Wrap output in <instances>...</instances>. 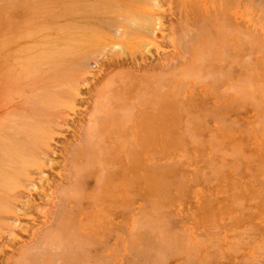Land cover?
<instances>
[{
	"label": "rangeland",
	"instance_id": "1",
	"mask_svg": "<svg viewBox=\"0 0 264 264\" xmlns=\"http://www.w3.org/2000/svg\"><path fill=\"white\" fill-rule=\"evenodd\" d=\"M11 1L12 0H0V2L2 3V4L0 3V121H1V115H2L1 114V100H2V97H1L2 96L1 95V37H4V36L6 37V35L10 36L13 33H15V34L17 33L18 35H21V36H24V35L28 36L29 35L28 37L30 38V36L33 34L34 37L31 36L30 41L33 42L37 47L39 46V48H38L39 50L40 49L41 50H43V49L51 50L52 45L48 46V45H50L48 43H52L53 42L52 40L53 39L56 40V38H58V37L63 38L66 36H70L71 33L76 34V35L74 34L75 36L73 35V37H79L80 36L79 39H81V37H86L88 35H89L88 37L94 36L95 38H92V37L89 38L91 40V42H93V40H94V43L96 42V40H99L100 42H107V43H110L112 40H118L117 38L119 36H121V34L123 32V30H121L122 31L121 32L119 29L120 28L122 29V27H123L122 23L123 22L125 23V21L128 19L127 18L128 13H129L128 14L129 16H130V14H131V16H132V14L133 15L136 14L135 16H137L136 17L137 21L140 19V16H142V14H143L145 17L152 19L153 23L154 24L157 23L158 26L160 27V28H157V29H159V31H157V29H156V31L160 35L157 32H156L157 33L156 36L154 34L153 37L150 34V32H149L150 35L148 34L150 37L147 38V41H149V43L151 45V46L149 45V49L147 47L149 52L148 51L146 52V50L145 51L142 50V51H138V54L135 55V53H132L131 50H129L128 48H125L123 46L125 49L124 52L127 51L128 55L125 54V56H123L121 53V55H122L121 56L118 52V53H111V56H113V57H111V56L109 57L108 55L110 54V50L107 49L108 53L107 52L100 53L101 59L103 60L105 58L106 61L100 60V58L97 56V59L100 60L99 62L102 61L103 64H102V62L99 63L96 60L94 62V59L93 60L91 59L92 62L91 61L89 62L93 66V68H91L92 66L90 67V64H89L90 68L88 67V71H91V74H90L91 77L89 76L90 78L88 77L89 79H87V82H89V83H87L85 86H83L84 88L82 87L81 94H80L81 96L77 98L75 112L72 113L70 118L68 119L69 125L64 128L63 133L61 135L55 136L56 139H55V141L52 142V149H51V153H53V154L52 155L50 154L51 157L48 158V160H51L53 162L63 161L62 157H61L63 152H65L66 150L69 153H70V151L72 152L74 150V147H76L80 143V140L82 138H81V136H78V135L76 137V134L80 133V131H79L80 129H85L88 127V124H89L88 122L90 121V117L93 115V112H92L93 108L91 110L90 104H93V102L95 100V95L97 94V92H99V90L100 91L106 90L108 96H109V94L113 93L109 97H112V99H113V95H114V99H116V98L118 99V100L116 99V101H113L110 98L112 100V103H111L110 99L108 100V102H110V103H108L109 106H107L108 112L106 111L107 113L105 114V116L109 115L108 117L110 119H112L111 117H113V115H114V117H113L114 119L110 120L109 118H107V119H109L107 121V120H105V117H104V119L102 117V116H104V113L102 114V116H101L102 119L104 121L108 122V123H105L103 121L105 123L104 126L105 127H106V125H108V126L106 127L105 130H104L105 127L103 128L104 131L102 133L104 135L102 134L101 138L103 140L104 139L105 140H104V142H102L103 141L102 139L100 140L101 146L100 145L99 146L101 149H97L96 151L102 150L103 152L101 151V153H100V151H98L99 155L97 152V155L94 156L92 159H90L93 162L89 161L88 162L89 164L88 163L85 164V165L88 164L87 166L89 169V171H88L89 173L90 172L92 174L96 173L95 177H94V175H92V177H90L91 180H90V178H88L86 180L85 185L83 186L84 188L82 187L84 191L81 190L82 189L81 188L80 190H78V192L76 191L75 193L70 194L71 197H69V199H68L69 204H68L67 208L68 209L71 208V209L70 210L67 209V212H69L70 215L72 214L71 215L72 221L71 222H70V220L68 221L69 227L66 228L67 225L65 227H61L60 232H59L60 235L58 234L59 236H61V234H62L61 238H63V235H64L65 238H63V240H62L60 237H58V239L60 238V241H61L59 243V245L58 244L56 245L55 243H53V247L51 246L50 249H47V251L45 250V254L43 253L44 251H41V253H43V254L38 255L37 258H38L39 262L37 264H67L69 262H70L69 264H77L79 260H80L79 263L82 264V261L84 258H85L84 264L85 263L86 264H99V262H100V264H123L124 262H125L124 264H126V263L127 264L128 263L129 264H132V263L133 264H141V261H142V264H145L146 260H147L146 264H264V146H263L264 145V131H263L264 125L262 124L264 121V115H263L264 114V108L260 107V104L262 102H263L262 105L264 106V98H262L264 95V93H263L264 88H262V87H264V84H263V80H264V78H263V76H264V55H263L264 54L263 53L264 52L263 51L264 50V23H263L264 22V14H263L264 13V0H251V1L250 0H238V1L234 0V2H233V0H228L229 2L227 0H217V1L216 0H194L196 3H194V1H192V0H147V2H145L144 0H142V1L141 0H125V1L124 0H114L115 2H113V0H106L107 2H105V0H103V1L102 0H94L93 1L94 3L92 2V0H84L86 2L88 1V5H85L86 2H83L82 0H80V1L79 0H70V1L69 0H48V2H46V3L44 1H47V0H44V1L43 0H41V1L40 0H33V2H32V0H14L12 2ZM78 1H79V3H78ZM98 1H100V2H98ZM140 1H141V3H140ZM208 1H209V3H208ZM223 1H224V3H223ZM248 1H249V3H248ZM10 2L13 4L11 5ZM40 2H42V3H40ZM43 2H44V4H43ZM80 2H81V4H80ZM96 2H98V3H96ZM108 2H110V3H108ZM257 2L259 4V6H258ZM70 3H72L73 5ZM91 3H92V5L94 4V6L90 5ZM111 3L115 4V5H112ZM180 3H181V5H180ZM34 4H35V6H34ZM83 4L85 7H87L86 9H85V7H83ZM188 4L190 5L189 7H188ZM191 4L192 5L194 4V5L191 6ZM196 4H197V6H196ZM225 4H226V6L224 7ZM232 4H234V5H232ZM44 5H45V7H44ZM63 5H65V6H63ZM96 5H97L99 11H98V9L93 8V7H96ZM102 6H104V7H102ZM194 6H195V8H194ZM10 7L11 8L13 7V9H11ZM30 7H32V8H30ZM74 7H75V9H74ZM107 7L112 11L110 12ZM120 7H121V9H120ZM233 7H234V9H233ZM51 8H52V10H51ZM54 8H55V10H53ZM88 8H89V10H88ZM91 8H93V10L95 9L96 11H92ZM113 8H116V9H113ZM254 8H255L257 14L255 13ZM29 9H31V10H29ZM33 9L37 10V11H34ZM71 10H74L75 12L71 11ZM78 10H81V12H79ZM86 10H88V11L85 13ZM126 10L129 12H126ZM130 10H132V12ZM42 11H43V13H42ZM58 12L62 16V18L58 14ZM106 12H107V14H105ZM210 12L213 13L214 17H212V14ZM64 13L66 16L63 15ZM82 13H84V15ZM34 14H36V16ZM37 14H39V16ZM80 15H81L82 20L79 21ZM88 15H89V17H88ZM97 15L98 16L100 15V16L98 17ZM14 16H16V17H14ZM76 16H78V17H76ZM115 16H117V17H115ZM119 16L121 17V19ZM45 17H47V18H45ZM50 17H52V18H50ZM114 17L116 20H114ZM204 17H205L206 21H204ZM53 18L55 20H53ZM75 18H77L78 21ZM99 18H101L100 19L101 21L98 20ZM212 18H213V20H212ZM102 19H104V20H102ZM111 19H112V21H111ZM130 19H132V18H130ZM33 20H34V22H33ZM60 20H61V22H60ZM211 20H212V22H211ZM89 21H92V22H89ZM21 22H23L22 23L23 25L21 24ZM25 22L26 23L28 22L29 25L25 24ZM30 22H31V24H30ZM77 22L78 23L80 22L79 23L80 25H78ZM104 22H106V23H104ZM107 22H108V24H107ZM10 23L12 25H10ZM59 23H61V24H59ZM70 23L74 26H72ZM116 23L120 24V26H118V24L116 25ZM63 24H65V25L63 26ZM66 24H68V25H66ZM1 25L3 26V29L1 28L2 27ZM88 25H91V26H89V28H88L87 27ZM92 25H94V26H92ZM105 25H107V26H105ZM112 26L115 28H113ZM153 26H155V25H153ZM90 27H94V28L92 29ZM95 27H97L98 29ZM180 27H181V30H180ZM207 27H208V29H207ZM65 28H67V30H65ZM86 28L90 29L91 31L90 30L88 31ZM7 29H11V31L9 30L10 31L9 34L7 32L6 33L1 32L2 30L8 31ZM94 29H96V30H94ZM99 30H101V32ZM117 30H119V35H116V34H118V33H116V32H118ZM29 31H31V32L28 34L25 33V32H29ZM94 31L96 33H98L99 35H97L96 33L94 34ZM183 31L186 34H184ZM34 32H35V34H34ZM120 32H121V34H120ZM226 32L228 34H226ZM36 33L38 35H36ZM64 33H66V34H64ZM77 33H78V35H77ZM81 33L85 36H83V35L81 36ZM210 33L211 34L214 33V34L210 35ZM230 33H231V35H230ZM183 35L186 37V41H185V39H183V38H185ZM209 35H210V37H209ZM226 35H228V36H226ZM49 36H50V38H49ZM52 36H53V38H52ZM154 36L156 37L157 40L155 39ZM198 36L200 37V39H197ZM43 37L45 39L40 40V38H43ZM223 37L225 38V41L223 40L224 39ZM227 37H229V38H227ZM244 37H245V39L246 38L247 39L244 40ZM124 38L125 37L123 36V39ZM180 38H182V40ZM101 39H103V40H101ZM206 40L208 43L206 42ZM120 41L122 42V44H123V42H125L126 44L128 42V41H126V40L124 41L122 39H120ZM189 43H190V45H189ZM192 43H193V45H192ZM205 44H207V45H205ZM42 45H44V46H42ZM40 46H42V47H40ZM190 46H191V48H190ZM205 46H207V47H205ZM208 47H210L211 50L208 49V54H206ZM194 48L196 50H194ZM204 48H206V52H205ZM235 50H236V52H235ZM240 50H242L241 53H239ZM244 50H245V53H244ZM213 51H215V52H213ZM200 52L203 53V55ZM224 52H226V53H224ZM147 53H149V54H147ZM209 53H210V55H209ZM106 54H108V55H106ZM139 54H141V55H139ZM228 54H230V55H228ZM72 55H73V53H72ZM198 55H199V57H198ZM207 55L210 56V58L208 57L209 59L207 58ZM233 55H235V56L237 55L238 58H236L235 56L233 58ZM76 56H75V58H74V56L68 57V59H66L67 60L66 63L62 61L63 62L62 64L64 66L62 68H65L64 71L66 73L70 72V67H67V65L70 66L72 64L71 63L72 60H70V59L72 58L75 61ZM107 56H108V59H107ZM211 57H213V58H211ZM223 57L225 59H223ZM229 57H231V58H229ZM232 58L235 61L231 60ZM191 59L194 60L193 64H192ZM206 59H208V60H206ZM66 60H64V61H66ZM3 61H4V63H6L7 58L4 57ZM209 61H211V62H209ZM232 61L234 63H231ZM194 62L195 63L198 62V63L195 64ZM201 62L203 64H205V65H203L204 67L201 65L202 64ZM257 62L259 64L261 62V64H260L261 66H258V64H256ZM92 63L93 64L95 63V65L98 67L95 68ZM101 64H102V66H101ZM210 65H214V69H212L213 67ZM251 65H252V67H250ZM199 66L202 67V69H200ZM246 66H247V68H246ZM256 66L258 67L259 70L257 69ZM189 67H191V69H188ZM261 67H263V68H261ZM215 68H217L219 70H216ZM194 70L197 73H195ZM240 70H241V72H240ZM257 70H258V72H256ZM189 71H190V73H189ZM204 71H206V73ZM220 71L221 72L225 71L228 74L227 73H224V74L219 73V75H220L219 76L218 72H220ZM259 71L260 72L262 71L261 72L262 74L259 73ZM188 73L190 74V76H188L189 75ZM214 73H217V75L215 74V76H217V77L214 76ZM229 73H230V76H228ZM184 74H187V75L184 76ZM193 74H195V75H193ZM226 74H227V76H226ZM238 74H241V76ZM256 74H257V77H256ZM202 75H203V77L201 79ZM221 75H222V77H221ZM132 76H134L135 78L133 79ZM163 76H165L167 79H165V77L163 78ZM198 76L200 78H196ZM207 76L208 77L213 76L214 78H208ZM242 76H243V79L241 78ZM186 77H187V79H186ZM192 77H193V79H192ZM260 77H262V80ZM116 78H117V80H116ZM161 78L164 80H162ZM244 78H246L247 80ZM255 78H257V79H255ZM259 78H260L261 82H259V80H258ZM195 79L196 80L201 79V80H199L200 82L198 81L199 84H197V81ZM207 79H209V81H207ZM128 80H129V82L131 81L132 84H130L128 82ZM202 80H204V81H202ZM94 81H95V83H94ZM158 81H160V82H158ZM163 81H164V83H163ZM206 81L207 82H214V83L216 82L217 84L215 83V85H214V83H211V84L206 83ZM154 82H155V84H154ZM227 82L229 84V88H228ZM246 82H247V84H245ZM251 82H252V84H251ZM143 83H145V84L143 85ZM114 84L116 85V87L115 86L112 87ZM168 84L170 87L168 86ZM232 84H234V86H232ZM253 84H255L254 89L258 90V88H256V87H259V89L261 88L259 90V92L252 89L253 87L251 85H253ZM106 85H109V86L107 87ZM163 85L166 86L165 87L166 89L162 87ZM211 85H213V86H211ZM140 86L141 87L144 86V87L141 88ZM156 86H158V87H156ZM191 86L194 88H192ZM219 86H221V87H219ZM237 86L239 87V89ZM212 87L213 88L215 87V90ZM216 87L218 88L217 92H216ZM232 87H236V88H232ZM245 87L247 88L248 91L246 90ZM249 87H251V88H249ZM102 88L103 89L106 88V89L103 90ZM137 88H139V89H137ZM110 89H113V90H110ZM158 89H160V90H158ZM235 89H237V90H235ZM146 90H148V91L145 92ZM219 90H220V92H219ZM241 90H243V91H241ZM245 90H246V92H245ZM115 91H116V93H115ZM142 91H143V93L144 92L145 93L142 94ZM225 91H227V92H225ZM222 92H225L226 94L222 93ZM239 92H242L241 95ZM247 92L248 93L250 92L249 95ZM251 92L254 95H252ZM159 93H160V95H159ZM261 93L263 95H261L262 97L260 96V99L258 100V98H259L258 95H260ZM4 94H7V93H4ZM242 94L246 95L248 97V99L246 97V99L243 100V97H245V96H243ZM256 94L258 97L255 96ZM19 95H21V94H19ZM251 95L253 97H256V98L251 97ZM152 96L153 97L155 96V98L152 99L153 98ZM120 97H121V99H120ZM146 97H147L148 102H146L147 100H145V101L143 100V99H146ZM3 98H6V97H4V95H3ZM128 98L129 99L131 98L130 102H129ZM133 98H136V99L133 100ZM148 98H150V99H148ZM178 98L180 100H178ZM139 99L143 100L145 102V104L141 100L139 101ZM250 99H252V100H250ZM19 100L20 99L18 98V101ZM131 100H133V101H131ZM149 100H151V102L154 100L155 101V102H153L154 105L152 103H151L152 105H149V102H150ZM166 101H168L169 103ZM251 101H252V103H251ZM253 101L255 103H253ZM257 101H261V103L260 102L258 103ZM136 102H137V104L135 105ZM158 102L161 103L160 104L161 107H158V109H157V107H155V105L158 104ZM20 103H21V100H20ZM123 103H124V105H123ZM129 103H131V105L134 104L132 106L134 107V109L136 111L132 108V106ZM147 103L149 106L147 105ZM121 104H122V106H121ZM162 104H164V105L162 106ZM235 104L238 106H236ZM253 104H255L256 107L258 105L257 108H259V109L261 108L262 110L261 109L260 110L262 112L260 110L258 111V109H256L257 110V112H256L255 107H253L254 106ZM115 105H117L116 112H114L115 111ZM168 105H169V107H168ZM130 106L132 109H130ZM137 106L140 109V110L138 109L140 112L137 110ZM147 106L150 109L147 108ZM158 106H159V104H158ZM165 106L168 107V108H165L168 111H166L163 108ZM7 107H8V110L10 108H12L11 105L7 106ZM151 107L156 108V110H154V108H151ZM231 107L233 110L232 109L230 110ZM120 108H121V110L123 109V111H126V112L122 111L124 113V114H122V112H119ZM126 108H127V110H126ZM141 108L142 109L145 108V109L141 110ZM146 108H147V110H146ZM159 108H161V111ZM205 108H207V109H205ZM212 108H213V110L215 109L216 112L214 110V113H211ZM246 109H250V110H246ZM8 110H4L3 112H6V111L8 112ZM182 110H184V111H182ZM130 111H135L137 114L135 112H130ZM143 111H145V115H144ZM146 111H147V114H146ZM163 111L169 112V113H167V114L165 113V115H164ZM118 112H119V114L121 113V115H123V116H121V115L119 116ZM129 112H130V114H129ZM151 112L153 114H155L156 118H159L158 121H155L154 119H151V117H149V116H152L153 118L155 117ZM258 112H260V113H258ZM109 113H111V114L113 113V115H111ZM116 113L118 116H116V118H115ZM131 113H133V114L135 113L136 115L132 114V116H130ZM235 113H237V114H235ZM158 114L162 115V119ZM175 114L177 115L176 120H175V118H176ZM211 114H215V117H213L214 115H211ZM259 114H261V115H259ZM125 115H126V119L124 118ZM166 115H168V116L166 117ZM172 115H174V117H172ZM179 115H180V117L178 118ZM145 116H147V117L145 118ZM117 117H122L123 120L125 119L124 121H127L129 119V122H131L132 125L133 124L136 125V127L134 125L133 126L129 125L131 123H129L128 121L126 123L122 119L117 120ZM143 117H144L143 120H146L145 122L141 119ZM135 118H136V120L137 119L138 120L136 121ZM139 118H140V120H139ZM224 119H225V121H222ZM256 119H257V122H256ZM259 119H260V121L263 120L262 123L259 121ZM147 120H149V121H147ZM160 120H161V122L163 121L162 125L164 127L162 125H160L161 124ZM170 120H171V122H170ZM111 121H112V124L109 125V123ZM139 121H140V123H139ZM151 121H153V122H151ZM177 121H179V122H177ZM221 121L224 123H222ZM230 121H233V122H230ZM122 122L125 125L122 124ZM142 122H143V126H144V124L146 125V123L148 125V122L152 123L151 126H153V125L155 126V123L157 122L158 124H156V126L157 125L159 126V127L157 126V128H160V126H162L165 134L163 132H161L162 127L159 129V132H156L158 129L154 128V126H153V129L151 128V130L155 134H152L151 136H150V134L148 135V131L146 130L147 129L146 126L144 127V129H142ZM167 122H170L172 125L170 123H167ZM85 123H87V124H85ZM151 123H149V126H147L148 129L151 127L150 126ZM174 124H177L178 126L177 125L173 126ZM188 124L189 125L191 124V125L189 126ZM223 124H225V125H223ZM235 124L237 126L236 128H235ZM260 124L263 126L261 127ZM81 125L83 126L82 128L80 127ZM115 125H117L118 130L116 129ZM192 125H194L193 127L196 128V130L194 129V131H193ZM239 125H240V127H239ZM130 126H131V128H127ZM108 127H110V128L114 127L115 129H113V130L110 128L108 129ZM118 127H120V129ZM121 127H122L123 132L121 131ZM136 128L139 129V131L141 130L140 132L141 133L143 132L142 134H144V135H142L140 132H139L140 134L138 135V133H137L138 130H136ZM172 128H174V129H172ZM126 129L128 132H131L130 134L129 133L128 134L130 135V137H132V140H129L130 143L128 142V144H127L128 140H126V139H125L126 141H124V142H121L119 140V137L121 138V140H123L124 139L123 136L126 137L127 139L129 138V135L125 134V133H127ZM128 129L129 130L131 129V130L129 131ZM154 129L155 130L157 129V130L155 131ZM175 129H177V131ZM235 129L237 130V132ZM247 129H248V131H244ZM0 130H1V124H0ZM111 130L112 131L117 130V131L112 132ZM119 130H120V132H119ZM124 130H125V133H124ZM151 130L149 131V133H151ZM109 131L111 132V134ZM174 131H176V132H174ZM169 132H170V134H168ZM185 132H186V134H185ZM191 132H192V134H191ZM118 133L121 134L122 136L121 135L118 136ZM157 133H159V136L156 135ZM171 133H172V136H174V134L176 136L177 134H180V133H181V135L185 134L184 136L186 139L184 138L185 139L184 140L182 136L180 137L178 135L176 138L180 137L183 140H181V139L179 140V139H175V138L171 139ZM246 133H247V135H246ZM249 133H250V135H248ZM255 133H257V134H255ZM57 134H60V133H57ZM106 134H108L109 137H107ZM124 134L127 136H125ZM114 135H115V139L114 138L111 139L110 136L113 137ZM116 135H117V137H116ZM146 135L149 137H147ZM154 135H155V137L157 136V138H159V141H158V139H156L154 137ZM0 137L2 138L1 134H0ZM137 137H138V139H137ZM164 137L167 138L166 142L164 140ZM1 138H0V141H1ZM153 138H155V139H153ZM247 138H248V140H247ZM139 139H143L142 142L143 143L145 142L144 146H146V147H144L142 145L143 143H141L143 148H147V147L148 148L144 149V150L142 148V151H143L142 153H140L141 150H139V157H138V154H136L137 149H139V147L141 149V147H142L138 144V142H141V141H139ZM160 139L163 142V144H161V147L159 146L161 143ZM169 139H171L172 141H170ZM111 140H116L117 143L115 141L113 142ZM136 140H138V142ZM151 140L155 141L154 142L155 145H154V143H152L151 145L148 144V142L149 143L153 142ZM156 140L158 142L157 144H156ZM173 140H175V142ZM176 140H178L177 144L173 145L176 143ZM200 141H202V143H200L201 145L198 143ZM105 142L109 143V144L106 145ZM170 142H173V143L171 144ZM183 142H185V143H183ZM114 143H115V145H113ZM132 143H133V146L136 145L133 148V149L137 148V149H135L136 152H132L133 151ZM122 144H124V145H122ZM166 144H168L169 146H167ZM182 144H184V145H182ZM197 144L200 145V146L198 145L200 148L198 146H196ZM126 145L131 146L132 150L131 151L128 150L127 148L130 149V147H126ZM137 145H138V147H137ZM156 145H158V146H156ZM172 145L174 148L170 147ZM165 146L167 147V149L164 148ZM201 146H203V147L201 148ZM262 146H263V148H262ZM107 147L110 149H113V151L111 150V152H110V150H108ZM220 147H221V150H220ZM0 148H1V143H0ZM125 148H126V150H124ZM149 149H150V155L151 156L148 153ZM157 149H158V152L160 154L163 153L162 156L161 155H159L157 157L155 156L156 154L157 155L159 154L158 152L156 153V151H155ZM151 150H154V151H151ZM122 151L125 153H123ZM151 152L154 153L153 154L154 156H152ZM109 153H111V154H109ZM128 153L132 154V157L134 156V158H131V157L129 158L130 155L128 156ZM134 153L136 154V157H135ZM95 154H96V152H95ZM107 155H109V156H107ZM118 155L120 158L118 157ZM103 156H104V158H103ZM0 157H1V155H0ZM122 157L124 158V161H122V163H124L126 165L125 166L123 164L122 166H125L126 169H123L121 167L120 159H123ZM153 157H155V158H153ZM203 157L205 159H203ZM236 157L239 159L238 160L239 162L236 161L237 160ZM240 157H242L243 163L240 161L241 160ZM116 158H117V160H116ZM127 158H129V159H127ZM138 158H141L140 161ZM160 158H162L164 162ZM201 158L203 161L201 160ZM232 158H233V160H232ZM96 159H98L99 162L104 163V164H102V163H100V164L103 165L102 169L104 171L107 170L106 171L107 173L102 171V170L101 171H102V173L104 172V174L101 173V171L99 170V167H101V165L99 164V162ZM130 159H131V162H134V163L139 161L140 163L137 164L138 166L141 164L142 161H144L147 165L144 164L143 162H142V164L146 165L147 168L145 166H143V168H145V169H142L140 167V169L142 170L141 171L136 164L135 165L137 167L134 165V163L132 164V165H134V167L131 166V164H129V163H131ZM134 159H136V160L138 159V160L134 161ZM71 160H72L71 157H69V159H67V166ZM128 160H129V162H128ZM154 162L156 163V166H157V163L159 164L161 162V164H162V162H163V166L161 167V165L159 164L160 166L156 167L153 164ZM167 162L169 164H171V166L173 165V163H174V166L178 165L177 167L179 168L180 171L178 170V168H176L177 170H175L173 172V169H175V167H173V168H171V174H170L169 170H170L171 166H169L168 170H166V168L168 167V165L165 166L166 164H168ZM164 163H165V165H164ZM93 164L94 165L96 164L95 166L98 168V170H97V172H99L98 176H97L98 173L95 171L97 168H95V170H94ZM149 164H150V166H151V164H153L154 167H152V169H149L150 168V167L148 168ZM67 166L61 167V166L56 165L55 167H48L49 169H47V172H46L48 174V177H46L47 174L44 176L46 178L43 177L44 180H46V181H44V184L40 181V179H41L40 177L34 176V178H35L34 184H36V186L33 185L34 189L32 191L27 189V188H25V189L23 188L22 191H25L27 193V194L25 193L24 196H26V195L27 196L21 197V195H23L22 193H24V192H21V194H20L21 199H19L18 204H17L18 207L15 206V208L16 209L18 208V211H20V212H16L17 211L16 209H15L16 211L14 209H12L11 212H8L9 210L2 212L0 209V244H1L0 245V264H18L21 261L22 255L24 253L28 252L31 249H34V248L36 249V247H38V246L31 247V244L33 246V243L35 241L34 237L37 236L39 233H44L45 231H47V230L44 231L45 227L48 229V226L51 224V223H49V221L54 220V219H51L53 217L49 215L48 210H50V214H51V211L54 212V210H56V209H58V207H60L59 202L57 200V197H56V195L54 196V193L56 194L57 191H59V192H61L60 195H63L62 193H65V190L70 191L69 188L66 189V186L68 187V184L66 183L67 181L65 180V178H66L65 176L68 175V171L70 169V167H67ZM164 166H165V168H164ZM131 167H133L134 170ZM135 167H136V169H135ZM215 167H217V169ZM129 168H131L133 170L134 175L136 174L135 176L133 175V172L129 170ZM157 168H159V169H157ZM160 168H162V169L164 168L166 171L165 170L163 171ZM181 168H183L182 170H185V171H182ZM222 168H225V170H221ZM116 169H118L117 173L115 172ZM121 169H123L124 174H122L123 171L121 172ZM127 169L130 171L131 175L127 173V171H128ZM146 169H148V170L146 171ZM155 169H157V170H155ZM205 169L207 170L206 172H205ZM93 170L95 173L93 172ZM136 170H138V171H136ZM143 170H144V172H143ZM159 170H162L161 172H163L165 174V176H167L166 174L169 173L168 178H169V176L172 175L173 178L178 179V181L176 180L177 182H175L174 179H171L172 177L169 178V180L171 179L172 181L171 180L168 181L167 180L168 178L166 179V181H163V180H165L166 177L164 175H162V173L160 174L161 175L160 176ZM151 171L152 172L155 171V172L152 173ZM156 171H159V172H156ZM238 171H240V173ZM147 172L150 174V175L147 174V176H149V178L151 177L150 179H153V180L149 181V179H147L148 177L146 178L147 180L145 178L143 179V177H146L145 173H147ZM207 172H208L209 177H210L209 181H208V179L205 180L206 178H208ZM61 173L62 174L64 173L63 174L64 176H61ZM114 173L116 174V176L113 177V179H112L111 177H112V175H115ZM138 173L140 174L139 176H137ZM155 173L157 174L156 176H158L157 178L156 177L153 178V175ZM214 173H216V174H214ZM105 174H107V175H105ZM205 174H206V176H205ZM212 174H213V177H211ZM52 175H54V176H52ZM200 175H201V177H200ZM49 176H50V178H49ZM96 177L98 180H95ZM136 177L138 178V180L139 179H141V180L139 182L134 181V180H137ZM215 177H217V178H215ZM47 178H49V179H47ZM61 178H62V180H60ZM63 179L66 182H64ZM100 179H101V181L99 183ZM111 179H112V181H111ZM125 179L128 181H126ZM132 179H133V181H131ZM198 179L200 182H202L201 184L198 183L199 182ZM228 180L229 181L232 180V181L229 182ZM61 181H63V182L60 183ZM96 181L99 184H97ZM206 181L208 182V184H206L207 183ZM150 182L152 184H149L150 185V188H149V187H147L148 184H146V183H150ZM158 182L160 183V185H162L161 184L162 182L164 183V185H162L163 188L159 187L160 185H158L159 184ZM174 183H178L177 187L179 186V188L180 187L182 188V189L178 188L180 190V192H177L178 189H176L177 187H175L176 185ZM183 183H184V185H183ZM195 183H196V185L192 186ZM49 184L51 186H49ZM94 184L96 186H94ZM165 184H167L168 186ZM153 185H154V187H153ZM170 185H172V187ZM173 185H175L174 186L175 188H173ZM142 186H143V188H142ZM29 187L32 188V186H29ZM38 187H39V189H38ZM93 187L96 188V190ZM97 187L99 188V190H97L98 189ZM155 187H157V188L155 189ZM168 187H170L169 192H168L169 189H167ZM188 187H189V189L187 190ZM0 188H1V186H0ZM111 188L112 189L114 188V189L112 190ZM46 189H48L49 191H47ZM107 189H108V191H107ZM163 189H167V190H163ZM184 189H185V191H184ZM239 189H240V192H239ZM50 190H51V192H50ZM150 190H151V192H149ZM152 190H154V191H152ZM0 191H1V189H0ZM20 191H21V189H20ZM38 192L39 193L41 192V196H37V195H40ZM142 192L144 194H142L143 198L141 199V198H139V196L141 195ZM32 193L33 194L35 193V194L33 195ZM138 193H140V194H138ZM147 193H149V194L147 195ZM179 193H180V195H179ZM42 194H45L48 197L47 196L45 197V195L43 196ZM49 194L53 197H51ZM154 194H156L158 196L160 194L161 196H159V198H158ZM165 194H166V196H165ZM169 194L174 196L175 199H173V197L171 196L172 199L168 200L167 195L169 196ZM35 195L37 196L36 198H35ZM0 196H1V193H0ZM154 196L157 197L158 203H156L154 201L156 199V198L155 199L153 198ZM226 196H228L229 198ZM237 196H239V197H237ZM40 197L48 198V199L51 198L50 200H54V202L56 204H53L54 203L53 201L46 203L47 200L44 199L42 201L39 199ZM73 197L76 199H74ZM149 197H151L150 199H153L152 201H154V202L149 201L150 200ZM166 197H167V199H166ZM203 197L205 199H207L208 201H209V199L213 200V197H214L215 203L213 205H211L212 203L209 204V203H207L208 201H206V200L203 201V199H204ZM31 198H33L34 200ZM37 198H38V200H37ZM106 198H108V199L106 200ZM166 200H168V201H166ZM212 200H210V202H214V200L213 201ZM75 201L78 203V205L77 204L74 205L76 203ZM81 201H83V202H81ZM159 201H160V203H159ZM25 202L32 203V205L26 203L25 204L26 206H25L24 205ZM80 203L82 205H80ZM146 203H148V205H146ZM203 203H206V205H202ZM149 204L150 205L152 204L151 207L149 206ZM23 205H24V207L28 208L27 210H29V212H26L27 214L25 213V211L24 212L22 211V213H24L25 215H23L21 213V210H19V209L23 208L22 207ZM30 205L32 207L34 206L33 210H32V208L30 210ZM144 205L147 206V207H144V209L146 208V210H144L141 207ZM208 205L209 206L211 205V206L208 207ZM78 206H81V209H79ZM20 207H22V208H20ZM140 207L143 210L140 209ZM0 208H1V202H0ZM72 208H74V209H72ZM158 208L163 210V212L161 211L162 214L165 213V211H167V214L166 213L165 214L168 215L169 218L166 215H164L162 217V214L160 215V212H158V214H157L156 209H158ZM199 208H201L202 210ZM72 210L74 211V213L72 212ZM120 210H122L123 212L126 210L124 212V216H122L123 215L122 211L119 212ZM79 211H80V213H81V211H84V212H82L83 216L81 218L78 217ZM143 211H146V212L148 211L147 214H149V215H147ZM152 211H154L155 215ZM43 212L44 213L47 212L49 217L47 215H45ZM18 213H21V214H18ZM169 213H171V214H169ZM138 214L142 215V217L138 216ZM143 214H146L147 216L143 215ZM156 214H157V216H156ZM44 215L47 217H45ZM136 215L139 217V219H138V217L136 218ZM151 215H153L154 217ZM9 216H12L13 218H11ZM144 216H146V219ZM140 217L142 218V221H141L142 223L140 222V220H141ZM147 217H148V220L150 222L147 220ZM135 218H136V220L137 219L138 220L136 221ZM122 219H124L126 221V224L124 223L125 221ZM144 219H145V221H144ZM151 219H152V221H151ZM146 220H147V222H146ZM161 221H163V222L166 221L168 223L167 224L165 222L161 223ZM52 222L56 223V221H52ZM119 222L122 225L120 227H119V225H120ZM158 222L163 224L160 227H162V226L166 227V228L162 227L163 228L162 232L160 231L161 228L158 227V225L155 226V224ZM69 223H71V224L69 225ZM72 224L74 227L70 228L72 226ZM133 225L135 226L134 229H133ZM137 226H139L140 229H138ZM142 226H143V228H142ZM153 226L156 228H154ZM151 227H153V228H151ZM157 227L160 228L159 231L161 233H163L162 236L164 239H162L161 233L158 231ZM64 228L66 231L64 230ZM149 228L153 232L156 229L160 234H158V232L156 230H155L156 233L154 232L152 234L151 233L152 231ZM69 229L72 230V232L69 231ZM109 229L112 231H110ZM136 229H138L140 231H137ZM132 230L134 231L133 233L131 232ZM143 230H145L147 232V233H145V236H147L149 234V236L146 237V239L148 238L147 241H146V239H143V238H145V236H143L144 235ZM122 231H124V232H122ZM148 231H150V232H148ZM37 232H38V234H37ZM12 234H14V235H12ZM66 234H69V235L66 236ZM155 234L158 237L155 236ZM131 235H132V237H131ZM75 236H76V238H75ZM110 236L112 237V238H110V241H109L110 244L106 243V245H105L104 243L106 241L108 242ZM78 237H80V240ZM68 238L70 239V241L67 243L68 248L73 247L72 245L75 246V244L77 246L74 248L75 249L74 251L72 250L73 248H71V250L74 253L70 249H69V251H67L68 249H67L66 245L65 246L62 245V243L66 244L65 241L67 242V240H69ZM91 238L93 239V241L95 243L91 244V241H92ZM113 238H114V240H112ZM157 238H158V242H156ZM65 239H67V240H65ZM89 239H91V240H89ZM142 239L144 240V242L142 243L143 246L141 245ZM159 239L161 242L166 239L164 241L165 243H163V242L161 243L159 241ZM77 240L81 241V243H78L79 241H77ZM6 241H8V242H6ZM70 242L72 245L70 244ZM73 242H77L78 245H77V243L73 244ZM147 242L149 244H147ZM159 243H160V245H159ZM54 244L56 245L57 248L54 247L55 246ZM60 244H61V246H60ZM79 244H80V246H79ZM107 244H109V245L107 246ZM175 244H177V245H175ZM91 245H92V247L95 246V248L97 250H95V248L92 249ZM97 245H99V246H97ZM103 245H105V246H103ZM130 245L134 248L136 247L134 250L137 249L138 252L130 249L131 248ZM58 247H59V249H58ZM79 247H82L83 249L82 248H80V250L77 249ZM142 247H143V249H142ZM168 247L169 248L171 247L172 251ZM174 247L177 249H175ZM148 248L149 249L152 248V250H155V251H151V254H149L150 251ZM167 248L169 249L168 251H167ZM27 249H28V251H27ZM128 249H130V250H128ZM55 250H56V252L58 251L57 255L55 253ZM100 250H101V252H100ZM143 250H145L146 252L147 251L149 252L148 256H147L148 258L146 257L147 253ZM50 251H52V252L50 253ZM81 251L83 252L84 255L82 254ZM84 251H86V252H84ZM139 251L140 252L143 251V252L141 254H139ZM98 252H100V253H98ZM58 253H60V255ZM76 253L77 254L79 253V254L74 256V254H76ZM71 254H72V256H71ZM80 254H81L82 258L85 256V254H86V256L83 259H81L79 256ZM100 254L102 255V257ZM133 254L135 256L137 254V256L135 257ZM169 254H170V257H169ZM41 255H43L44 257ZM87 255H90L92 258L90 256L88 257ZM141 255H143V256H141ZM64 256H66V258ZM104 256H105V258H104ZM124 256H126V257L128 256V257L125 258ZM76 257H78V258H76ZM138 257L140 260L142 257L143 260L140 261L138 259ZM128 258H130V259H128ZM88 259H89V261H88ZM92 259H96L97 261L92 260ZM100 259H101V261H100ZM148 259H150V260H148ZM62 260L63 261L65 260L66 262L64 263Z\"/></svg>",
	"mask_w": 264,
	"mask_h": 264
},
{
	"label": "bare ground",
	"instance_id": "2",
	"mask_svg": "<svg viewBox=\"0 0 264 264\" xmlns=\"http://www.w3.org/2000/svg\"><path fill=\"white\" fill-rule=\"evenodd\" d=\"M12 1H14V0H12ZM11 1V2H12ZM41 1V0H40ZM44 1V0H43ZM70 1V0H69ZM80 1V0H79ZM79 1H78V3H79ZM83 2H86V1H84V0H82ZM94 0H92V2H93ZM103 1V0H102ZM125 1V0H124ZM142 1V0H141ZM141 1H140V3H141ZM145 2H147V0H144ZM143 1V2H144ZM192 1H194V0H192ZM217 1V0H216ZM228 1V0H227ZM236 1H238V0H236ZM235 1V2H236ZM251 1V0H250ZM10 2V3H11ZM30 2V1H29ZM32 2H33V0H32ZM45 3L46 2H48V0L47 1H44ZM44 2H43V4H44ZM74 2V1H73ZM91 2V1H90ZM98 2H100V1H98ZM98 2H96V3H98ZM105 2H107L106 0H105ZM113 2H115L114 0H113ZM149 2V1H148ZM229 2V1H228ZM233 2H234V0H233ZM1 3V2H0ZM40 3H42V2H40ZM39 3V4H40ZM65 3V2H64ZM94 3V2H93ZM108 3H110V2H108ZM117 3V2H116ZM193 3V2H192ZM194 3H196L195 1H194ZM208 3H209V1H208ZM223 3H224V1H223ZM237 3V2H236ZM240 3V2H239ZM248 3H249V1H248ZM2 4V3H1ZM13 3H11V5H12ZM36 4V3H35ZM35 4H34V6H35ZM70 4H72V3H70ZM80 4H81V2H80ZM85 4V3H84ZM84 4H83V7H85L84 6ZM101 4V3H100ZM112 4V3H111ZM231 4V3H230ZM257 4H258V2H257ZM28 5V4H27ZM73 5V4H72ZM85 5H88V1L86 2V4ZM90 5H92V3L90 4ZM98 5V4H97ZM97 5H96V7H97ZM112 5H115V4H112ZM118 5V4H117ZM180 5H181V3H180ZM194 5V4H193ZM192 4H191V6H193ZM228 5V4H227ZM232 5H234V4H232ZM236 5V4H235ZM250 5V4H249ZM63 6H65V5H63ZM71 6V5H70ZM76 6V5H75ZM78 6V5H77ZM82 6V5H81ZM92 6H94V4L92 5ZM91 6V7H92ZM108 6V5H107ZM190 5L188 4V7H189ZM196 6H197V4H196ZM217 6V5H216ZM226 6V4L224 5V7ZM230 6V5H229ZM244 6V5H243ZM258 6H259V4H258ZM33 7V6H32ZM32 7H30V8H32ZM44 7H45V5H44ZM68 7V6H67ZM73 7V6H72ZM96 7H93V8H95V9H98V7L96 8ZM102 7H104V6H102ZM111 7V6H110ZM118 7V6H117ZM235 7V6H234ZM234 7H233V9H234ZM255 7V6H254ZM11 8V7H10ZM64 8V7H63ZM80 8V7H79ZM78 8V9H79ZM87 7H85V9H86ZM93 8H91L92 9V11H96L95 9L93 10ZM100 8V7H99ZM108 8V7H107ZM194 8H195V6H194ZM201 8V7H200ZM219 8V7H218ZM249 8V7H248ZM258 8V7H257ZM11 9H13V7L11 8ZM27 9V8H26ZM35 9V8H34ZM33 9V10H34ZM37 9V8H36ZM62 9V8H61ZM67 9V8H66ZM73 9V8H72ZM74 9H75V7H74ZM77 9V8H76ZM83 9V8H82ZM102 9V8H101ZM100 9V10H101ZM106 9V8H105ZM113 9H116V8H113ZM120 9H121V7H120ZM123 9V8H122ZM125 9V8H124ZM227 9V8H226ZM231 9V8H230ZM229 9V10H230ZM2 10V9H1ZM18 10V9H17ZM20 10V9H19ZM29 10H31V9H29ZM28 10V11H29ZM51 10H52V8H51ZM53 10H55V8L53 9ZM57 10V9H56ZM63 10V9H62ZM68 10V9H67ZM88 10H89V8H88ZM88 10H86L85 11V13L88 11ZM104 10V9H103ZM108 10L111 12L112 10H110L109 8H108ZM189 10V9H188ZM195 10V9H194ZM218 10V9H217ZM254 10H255V8H254ZM263 10V9H262ZM34 11H37V10H34ZM69 11V10H68ZM71 11H74V10H71ZM79 12H81V10H78ZM98 11H99V9H98ZM116 11V10H115ZM131 12H132V10H130ZM175 11V10H174ZM180 11V10H179ZM216 11V10H215ZM224 11V10H223ZM18 12V11H17ZM16 12V13H17ZM30 12V11H29ZM54 12V11H53ZM65 12V11H64ZM75 12V11H74ZM90 12V11H89ZM103 12V11H102ZM126 12H129V11H127L126 10ZM213 12V11H212ZM226 12V11H225ZM239 12V11H238ZM253 12V11H252ZM259 12V11H258ZM19 13V12H18ZM42 13H43V11H42ZM63 13V12H62ZM92 13V12H91ZM90 13V14H91ZM96 13V12H95ZM104 13V12H103ZM198 13V12H197ZM196 13V14H197ZM205 13V12H204ZM211 13V12H210ZM227 13V12H226ZM255 13H256V10H255ZM254 13V14H255ZM11 14V13H10ZM21 14V13H20ZM28 14V13H27ZM54 14V13H53ZM58 14H59V12H58ZM73 14V13H72ZM75 14V13H74ZM78 14V13H77ZM83 15H84V13H82ZM89 14V13H88ZM93 14V13H92ZM91 14V15H92ZM105 14H107V12L105 13ZM109 14V13H108ZM129 14V13H128ZM127 14V20L125 21V23L123 22L122 24V29L120 28L119 30L121 31V30H123V32H122V34H121V32H120V34H121V36H119L117 39L118 40H112L110 43H107V42H100L99 40H96V42L94 43V40H93V42H91V40L89 39V38H95L94 36H91V37H88V36H86V37H81V39H79L80 38V36L79 37H73V35L75 34H72L71 33V35L70 36H66V37H63V38H56V40H52L53 42L52 43H48V44H50V45H48L47 43V45L48 46H51L52 45V49L51 50H49V49H43V50H39L38 48H39V46L37 47L33 42H31L30 41V38H31V36L32 37H34L33 36V34L30 36V38L28 37V36H26V35H24V36H21V35H18L17 33L15 34V33H13V34H11L10 36L9 35H6V37L4 36V37H1V97H2V100H1V114L3 115H1V130H0V134L2 135V138H1V141H0V143H1V148H0V155H1V157H0V186H1V191H0V193H1V196H0V202H1V211L2 212H4V211H8V212H11V210L12 209H16L15 208V206L16 207H18L17 206V204H18V201H19V199H21L20 198V194H21V192H24V193H22L23 195H21V197L22 196H24L25 195V191H22V189L24 188H27V189H29V190H33L34 189V187H33V185L34 186H36V184H34V180H35V178H34V176H38V177H40L41 179H40V181L44 184V181H46V180H44V178H46V177H48V174L46 173L47 172V169H49L48 167H55L56 165H58V166H63V167H65V166H67V159H69V157H71V161H70V163H68V166L67 167H70V169H69V171H68V175H66L65 177V180L67 181H64V179H63V181L64 182H66L67 184H68V187L66 186V189L67 188H69V190L70 191H66L65 190V193H62L63 195H60V193L61 192H59V191H57V193L55 194L54 193V196L56 195V197H57V200H58V202H59V205H60V207H58V209H56V210H54V212L53 211H51V214H50V210H48V213H49V215L50 216H52L53 218H51V219H54V220H52V221H56V223H54V222H52L51 220V222L49 221V223H51L49 226H48V229L45 227V229H44V231L45 230H47V231H45L44 233H39L38 234V232H37V236H35L34 238V243H33V246H32V244H31V247H35V246H38V247H36V249L34 248V249H31V250H29L28 251V249H27V251L28 252H26V253H24L23 255H22V258H21V261L18 263V264H37L38 262H39V260H38V255L39 254H45V250L47 251V249H50V247L52 246L53 247V243H55L56 245L58 244L59 245V243L61 242L60 241V238H61V236H62V234H61V236H59L60 235V228L61 227H65L66 225V228L67 227H69L68 226V221L70 220V222L72 221V219H71V215L69 214V212H67V206H68V204H69V201H68V199H69V197H71L70 196V194H73V193H75L76 191L78 192V190H80L84 185H85V182H86V180L88 179V178H90V177H92V175H94V177H95V172H94V170H95V168H97L95 165L97 164H93L94 165V170H93V172L95 173V174H92L91 172L89 173L88 171H89V169H88V162L89 161H91V162H93L92 160H90V159H92L94 156H96L97 155V152L98 151H100V150H98V151H96L97 149H101L100 148V140L102 139L101 138V136H102V132L106 129V127L108 126V125H106V127L104 126L105 125V123H108V122H106V121H104L103 119H104V117H105V120H109L110 118L108 117L109 115H107V116H105V114L108 112L107 111V106H109L108 105V103H110V102H108V100L111 98L112 99V97H109L110 95H112L113 93H111V94H109V96H108V94H107V92H106V88L105 89H103V90H105V91H100L99 90V92H97V94L95 95V100H94V102H93V104H90L91 105V110H92V108H93V115L90 117V121L88 122L89 124H88V127L87 128H85V129H80L79 131H80V133L79 134H76V137H77V135L78 136H81V140H80V143L76 146V147H74V150L71 152L70 151V153L66 150L65 152H63V154H62V160L63 161H56V162H53V161H51V160H48V158H50L51 156H50V154L52 155L53 153H51V149H52V142L53 141H55V136L56 135H61L62 133H63V130H64V128L66 127V126H68L69 125V123H68V119L70 118V116H71V114L72 113H74L75 112V107H76V103H77V98L78 97H80L81 95V90H82V87L83 86H85L87 83H89V82H87V79H89L91 76H90V74H91V71H88V67H89V62L91 61L92 62V60L94 59V62H95V60L96 61H100V60H102L101 59V56H100V53H104V52H107V49H109L110 50V54L108 55V54H106V55H108L109 57L111 56V53H118L119 52V54L121 55V53H122V55L123 56H125V54H127L128 55V52L126 53V52H124L125 51V49H124V47L125 48H128L129 50H131V52L132 53H135V55L136 54H138V51H142V50H146V52L148 51V49H149V45H150V43H149V41H147V38L148 37H150L149 35L151 34L152 35V37H153V35L155 34V36H156V34L158 33L157 31H159V29H157V28H160L159 26H158V24L157 23H153V20L152 19H150V18H148V17H145L143 14H142V16H140V19L137 21L136 20V17L137 16H135V15H133L132 14V16H131V14H130V16ZM212 14V17H214L213 16V13H211ZM221 14V13H220ZM245 14V13H244ZM257 14V13H256ZM264 14V13H263ZM26 15V14H25ZM35 16H36V14H34ZM38 16H39V14H37ZM60 15V14H59ZM63 15H65V13L63 14ZM95 15V14H94ZM93 15V16H94ZM101 15V14H100ZM99 15V16H100ZM192 15V14H191ZM205 15V14H204ZM218 15V14H217ZM248 15V14H247ZM43 16V15H42ZM51 16V15H50ZM58 16V15H57ZM61 16V15H60ZM66 16V15H65ZM98 16V15H97ZM98 16V17H99ZM125 16V15H124ZM135 16V17H134ZM182 16V15H181ZM186 16V15H185ZM184 16V17H185ZM226 16V15H225ZM254 16V15H253ZM11 17V16H10ZM14 17H16V16H14ZM59 17V16H58ZM70 17V16H69ZM76 17H78V16H76ZM80 17V19H79V21L80 20H82V18H81V15L79 16ZM88 17H89V15H88ZM96 17V16H95ZM97 17V18H98ZM115 17H117V16H115ZM115 17H114V20H116L115 19ZM120 17V16H119ZM126 17V16H125ZM132 18V19H130V18ZM135 19H134V18ZM180 17V16H179ZM256 17V16H255ZM36 18V17H35ZM45 18H47V17H45ZM44 18V19H45ZM50 18H52V17H50ZM57 18V17H56ZM61 18H62V16H61ZM68 18V17H67ZM103 18V17H102ZM108 18V17H107ZM106 18V19H107ZM153 18V17H152ZM188 18V17H187ZM194 18V17H193ZM11 19V18H10ZM33 19V18H32ZM42 19V18H41ZM75 19H77V18H75ZM101 18H99L98 20H100ZM120 19H121V17H120ZM196 19V18H195ZM202 19V18H201ZM210 19V18H209ZM234 19V18H233ZM244 19V18H243ZM242 19V20H243ZM8 20V19H7ZM53 20H55L54 18H53ZM85 20V19H84ZM88 20V19H87ZM92 20V19H91ZM102 20H104V19H102ZM212 20H213V18H212ZM212 20H211V22H212ZM221 20V19H220ZM230 20V19H229ZM257 20V19H256ZM263 20V19H262ZM73 21V20H72ZM77 21H78V19H77ZM101 21V20H100ZM106 21V20H105ZM111 21H112V19H111ZM186 21V20H185ZM191 21V20H190ZM204 21H206L205 20V17H204ZM33 22H34V20H33ZM32 22V23H33ZM36 22V21H35ZM45 22V21H44ZM60 22H61V20H60ZM70 22V21H69ZM74 22V21H73ZM76 22V21H75ZM89 22H92V21H89ZM196 22V21H195ZM215 22V21H214ZM253 22V21H252ZM261 22V21H260ZM23 22H21V24H22ZM67 23V22H66ZM78 23V22H77ZM76 23V24H77ZM80 23V22H79ZM78 23V25H80ZM104 23H106V22H104ZM112 23V22H111ZM207 23V22H206ZM217 23V22H216ZM264 23V22H263ZM20 24V25H21ZM25 24H28L29 25V23L27 22H25ZM24 24V25H25ZM30 24H31V22H30ZM36 24V23H35ZM59 24H61V23H59ZM71 24V23H70ZM107 24H108V22H107ZM118 23H116V25H117ZM179 24V23H178ZM232 24V23H231ZM10 25H12L11 23H10ZM9 25V26H10ZM23 25V24H22ZM65 24H63V26H64ZM66 25H68V24H66ZM72 25V24H71ZM115 25V24H114ZM153 25H155V26H153ZM189 25V24H188ZM2 26V25H1ZM27 26V25H26ZM62 26V25H61ZM70 26V25H69ZM72 26H74V25H72ZM89 26H91V25H88L87 27L89 28ZM92 26H94V25H92ZM97 26V25H96ZM105 26H107V25H105ZM109 26V25H108ZM111 26V25H110ZM118 26H120V24H118ZM157 26V27H156ZM190 26V25H189ZM222 26V25H221ZM29 27V26H28ZM48 27V26H47ZM46 27V28H47ZM54 27V26H53ZM66 27V26H65ZM77 27V26H76ZM79 27V26H78ZM113 27V26H112ZM226 27V26H225ZM2 29H3V26L1 27ZM71 28V27H70ZM88 28H86L88 31L90 30V29H88ZM90 28H94V27H90ZM95 28H97V27H95ZM113 28H115V27H113ZM174 28V27H173ZM172 28V29H173ZM229 28V27H228ZM41 29V28H40ZM39 29V30H40ZM72 29V28H71ZM74 29V28H73ZM98 29V28H97ZM156 29H157V31H156ZM207 29H208V27H207ZM8 31L10 30L11 31V29H7ZM38 30V31H39ZM46 30V29H45ZM44 30V31H45ZM65 30H67V28H65ZM80 30V29H79ZM82 30V29H81ZM94 30H96V29H94ZM102 30V29H101ZM101 30H99L100 32H101ZM105 30V29H104ZM115 30V29H114ZM119 30H117L118 32H116V33H118V34H116V35H119ZM180 30H181V27H180ZM186 30V29H185ZM200 30V29H199ZM202 30V29H201ZM224 30V29H223ZM8 31H6V30H2L1 32H3V33H10V31L8 32ZM21 31V30H20ZM41 31V30H40ZM52 31V30H51ZM70 31V30H69ZM84 31V30H83ZM82 31V32H83ZM91 31V30H90ZM107 31V30H106ZM116 31V30H115ZM191 31V30H190ZM221 31V30H220ZM231 31V30H230ZM259 31V30H258ZM31 31H29V32H25V33H30ZM37 32V31H36ZM43 32V31H42ZM56 32V31H55ZM61 32V31H60ZM149 32H150V34H149ZM157 32V33H156ZM204 32V31H203ZM238 32V31H237ZM24 33V34H25ZM33 33V32H32ZM38 33V32H37ZM36 33V35H38ZM67 33V32H66ZM66 33H64V34H66ZM86 33V32H85ZM96 32L94 31V34H95ZM182 33V32H181ZM183 33H184V31H183ZM198 33V32H197ZM23 34V33H22ZM34 34H35V32H34ZM68 34V33H67ZM89 34V33H88ZM97 35H99L98 33H96ZM103 34V33H102ZM109 34V33H108ZM115 34V33H114ZM149 34V35H148ZM159 34V33H158ZM184 34H186V33H184ZM192 34V33H191ZM207 34V33H206ZM209 34V33H208ZM214 33H210V35H213ZM226 34H228L227 32H226ZM240 34V33H239ZM238 34V35H239ZM263 34V33H262ZM35 35V36H36ZM47 35V34H46ZM76 35V34H75ZM74 35V36H75ZM77 35H78V33H77ZM83 34L81 33V36H82ZM106 35V34H105ZM160 35V34H159ZM158 35V36H159ZM190 35V34H189ZM199 35V34H198ZM210 35H209V37H210ZM216 35V34H215ZM230 35H231V33H230ZM242 35V34H241ZM55 36V35H54ZM83 36H85V35H83ZM101 36V35H100ZM123 36L125 37L124 39H123ZM154 36V37H155ZM157 36V37H158ZM184 36V35H183ZM182 36V37H183ZM191 36V35H190ZM193 36V35H192ZM226 36H228V35H226ZM233 36V35H232ZM115 37V36H114ZM117 37V36H116ZM121 37V38H120ZM160 37V36H159ZM185 37V36H184ZM199 37V36H198ZM197 37V39H200V37L198 38ZM213 37V36H212ZM49 38H50V36H49ZM52 38H53V36H52ZM179 38V37H178ZM224 38V37H223ZM227 38H229V37H227ZM33 39V38H32ZM39 39V38H38ZM41 39H45L44 37L43 38H40V40ZM120 39H122V40H126V41H128L127 42V44L125 43V42H123V44H122V42L120 41ZM155 39H156V37H155ZM177 39V38H176ZM181 40H182V38H180ZM183 39H185V41H186V37L185 38H183ZM193 39V38H192ZM247 39V38H246ZM245 39V37H244V40H246ZM101 40H103V39H101ZM157 40V39H156ZM159 40V39H158ZM171 40V39H170ZM202 40V39H201ZM208 40V39H207ZM207 40H206V42H207ZM224 41H225V38L223 39ZM240 40V39H239ZM238 40V41H239ZM249 40V39H248ZM168 41V40H167ZM200 41V40H199ZM217 41V40H216ZM229 41V40H228ZM51 42V41H50ZM183 42V41H182ZM191 42V41H190ZM197 42V41H196ZM201 42V41H200ZM212 42V41H211ZM251 42V41H250ZM208 43V42H207ZM233 43V42H232ZM239 43V42H238ZM37 44V43H36ZM181 44V43H180ZM187 44V43H186ZM222 44V43H221ZM38 45V44H37ZM86 45V46H85ZM189 45H190V43H189ZM192 45H193V43H192ZM205 45H207V44H205ZM213 45V44H212ZM224 45V44H223ZM230 45V44H229ZM42 46H44V45H42ZM42 46H40V47H42ZM124 46V47H123ZM151 46V45H150ZM211 46V45H210ZM219 46V45H218ZM217 46V47H218ZM221 46V45H220ZM147 47H148V49H147ZM198 47V46H197ZM205 47H207V46H205ZM51 48V47H50ZM190 48H191V46H190ZM243 48V47H242ZM185 49V48H184ZM201 49V48H200ZM199 49V50H200ZM205 49V52H206V48H204ZM208 49L209 50H211L210 49V47H208L207 48V53L206 54H208ZM226 49V48H225ZM236 49V48H235ZM108 50V51H109ZM194 50H196L195 48H194ZM151 51V50H150ZM204 51V50H203ZM202 51V52H203ZM229 51V50H228ZM234 51V50H233ZM241 51L242 50H240L239 51V53H241ZM264 51V50H263ZM137 52V53H136ZM145 52V53H146ZM149 52V51H148ZM192 52V51H191ZM199 52V51H198ZM212 52V51H211ZM213 52H215V51H213ZM235 52H236V50H235ZM234 52V53H235ZM72 53H73V55H72ZM75 53V54H74ZM98 53V54H97ZM108 53V52H107ZM124 53V54H123ZM151 53V52H150ZM195 53V52H194ZM201 53V52H200ZM204 53V52H203ZM203 53H201L202 55H203ZM224 53H226V52H224ZM244 53H245V50H244ZM264 53V52H263ZM262 53V54H263ZM92 54V55H91ZM147 54H149V53H147ZM199 54V53H198ZM236 54V53H235ZM77 55V56H76ZM91 55V56H90ZM121 55V56H122ZM139 55H141V54H139ZM190 55V54H189ZM209 55H210V53H209ZM209 55H207V58L209 57L210 58V56ZM228 55H230V54H228ZM264 55V54H263ZM73 57L74 56V58H75V56H76V59H75V61L71 58L70 60H72L71 61V65L70 66H68L67 65V67H70V72L69 73H66L64 70H65V68H62V67H64L63 66V62H67V60L66 59H68V57ZM97 56L100 58V60H98L97 59ZM108 56H107V59H108ZM117 56V55H116ZM147 56V55H146ZM192 56V55H191ZM201 56V55H200ZM213 56V55H212ZM217 56V55H216ZM234 56L235 55H233V58H234ZM4 57L5 58H7V61H6V63H4V61H3V59H4ZM111 57H113V56H111ZM132 57V56H131ZM137 57V56H136ZM190 57V56H189ZM198 57H199V55H198ZM197 57V58H198ZM203 57V56H202ZM201 57V58H202ZM214 57V56H213ZM213 57H211V58H213ZM236 58H238L237 57V55L235 56ZM103 58V57H102ZM138 58V57H137ZM194 58V57H193ZM208 58V59H209ZM229 58H231V57H229ZM233 58L231 59V60H233ZM235 58V59H236ZM250 58V57H249ZM92 59V60H91ZM128 59V58H127ZM143 59V58H142ZM195 59V58H194ZM200 59V58H199ZM205 59V58H204ZM208 59H206V60H208ZM223 59H225L224 57H223ZM222 59V60H223ZM228 59V58H227ZM64 60H66V61H64ZM103 60H105V58L103 59ZM102 60V61H103ZM192 60V59H191ZM211 60V59H210ZM217 60V59H216ZM63 61V62H62ZM101 61V62H102ZM106 61V60H105ZM193 61L194 60H192V64H193ZM198 61V60H197ZM233 61H235V60H233ZM231 62V63H234V62ZM69 62V61H68ZM97 62V63H98ZM101 62H99V63H101ZM209 62H211V61H209ZM208 62V63H209ZM227 62V61H226ZM70 63V62H69ZM68 63V64H69ZM98 63V64H99ZM195 63V62H194ZM196 63H198V62H196ZM195 63V64H196ZM202 63V62H201ZM236 63V62H235ZM93 64V63H92ZM102 64H103V62H102ZM102 64H101V66H102ZM213 64V63H212ZM222 64V63H221ZM237 64V63H236ZM242 64V63H241ZM256 64H258V66H261L260 64H261V62H260V64L257 62ZM94 65V67L96 68V67H98V66H96L95 65V63L93 64ZM199 65V64H198ZM202 66L203 65H205V64H201ZM200 65V66H201ZM220 65V64H219ZM66 66V65H65ZM92 65L90 64V67H91ZM199 66V67H200ZM210 66H212L211 68L212 69H214V65H210ZM217 66V65H216ZM222 66V65H221ZM226 66V65H225ZM66 67V68H67ZM89 67V68H90ZM171 67V66H170ZM177 67V66H176ZM182 67V66H181ZM204 67V66H203ZM250 67H252V65L250 66ZM257 67V66H256ZM91 68H93V66L91 67ZM173 68V67H172ZM187 68V67H186ZM209 68V67H208ZM225 68V67H224ZM232 68V67H231ZM246 68H247V66H246ZM261 68H263V67H261ZM260 68V69H261ZM188 69H191V67H189ZM197 69V68H196ZM195 69V70H196ZM200 69H202V67H200ZM204 69V68H203ZM211 69V70H212ZM216 70H219V69H217V68H215ZM221 69V68H220ZM228 69V68H227ZM253 69V68H252ZM257 69H258V67H257ZM195 70H194V72H195ZM225 70V69H224ZM259 70V69H258ZM258 70L256 71V72H258ZM197 71V70H196ZM214 71V70H213ZM233 71V70H232ZM177 72V71H176ZM205 73H206V71H204ZM209 72V71H208ZM240 72H241V70H240ZM254 72V71H253ZM262 72V71H261ZM260 71H259V73H261ZM93 73V72H92ZM184 73V72H183ZM186 73V72H185ZM189 73H190V71H189ZM188 73V74H189ZM195 73H197V72H195ZM203 73V72H202ZM213 73V72H212ZM219 73H227V72H225V71H223V72H218V75H219ZM234 73V72H233ZM255 73V72H254ZM174 74V73H173ZM192 74V73H191ZM210 74V73H209ZM215 74L217 75V73H214V76H215ZM228 74V73H227ZM227 74H226V76H227ZM262 74V73H261ZM183 75V74H182ZM187 74H184V76H186ZM193 75H195V74H193ZM197 75V74H196ZM200 75V74H199ZM205 75V74H204ZM207 75V74H206ZM238 75H240L241 76V74H238ZM259 75V74H258ZM90 76V77H89ZM123 76V75H122ZM130 76V75H129ZM158 76V75H157ZM162 76V75H161ZM188 76H190V74L188 75ZM192 76V75H191ZM220 76V75H219ZM228 76H230V73H229V75ZM244 76V75H243ZM243 76L241 77L242 79H243ZM251 76V75H250ZM249 76V77H250ZM254 76V75H253ZM89 77V78H88ZM117 77V76H116ZM133 77V79L135 78L134 76H132ZM165 76H163V78H164ZM177 77V76H176ZM202 77H203V75L201 76V79H202ZM205 77V76H204ZM208 77V76H207ZM215 77H217V76H215ZM221 77H222V75H221ZM232 77V76H231ZM230 77V78H231ZM248 77V76H247ZM255 77V76H254ZM256 77H257V74H256ZM121 78V77H120ZM124 78V77H123ZM184 78V77H183ZM196 78H200L199 76L198 77H196ZM206 78V77H205ZM208 78H214L213 76H211V77H208ZM220 78V77H219ZM252 78V77H251ZM261 78V80H262V77H260ZM260 78L258 79L259 80V82H261V80H260ZM263 78H264V76H263ZM115 79V78H114ZM127 79V78H126ZM132 79V80H133ZM138 79V78H137ZM145 79V78H144ZM162 79V78H161ZM165 79H167L166 77H165ZM186 79H187V77H186ZM192 79H193V77H192ZM201 79H195L196 81H197V84H199V80H201ZM224 79V78H223ZM233 79V78H232ZM241 79V80H242ZM244 79H246V78H244ZM255 79H257V78H255ZM116 80H117V78H116ZM119 80V79H118ZM143 80V79H142ZM162 80H164V79H162ZM211 80V79H210ZM231 80V79H230ZM239 80V79H238ZM247 80V79H246ZM89 81V80H88ZM91 81V80H90ZM134 81V80H133ZM136 81V80H135ZM140 81V80H139ZM148 81V80H147ZM146 81V82H147ZM155 81V80H154ZM199 81V82H198ZM202 81H204V80H202ZM201 81V82H202ZM207 81H209V79H207ZM206 81V83H214V82H207ZM220 81V80H219ZM235 81V80H234ZM128 82H129V80H128ZM158 82H160V81H158ZM167 82V81H166ZM257 82V81H256ZM94 83H95V81H94ZM113 83V82H112ZM120 83V82H119ZM130 84H132V82L130 81L129 82ZM134 83V82H133ZM136 83V82H135ZM163 83H164V81H163ZM205 83V82H204ZM203 83V84H204ZM216 83V82H215ZM215 83H214V85H215ZM225 83V82H224ZM249 83V82H248ZM145 83H143V85H144ZM154 84H155V82H154ZM160 84V83H159ZM170 84V83H169ZM169 84H168V86H169ZM217 84V83H216ZM226 84V83H225ZM227 84H228V82H227ZM245 84H247V82L245 83ZM251 84H252V82H251ZM256 84V83H255ZM255 84H253V85H251L253 88L252 89H254V85ZM263 84H264V80H263ZM112 85V84H111ZM140 85V84H139ZM158 85V84H157ZM166 85V84H165ZM202 85V84H201ZM224 85V84H223ZM258 85V84H257ZM256 85V86H257ZM107 87L109 86V85H106ZM116 87V85L114 84L112 87ZM122 86V85H121ZM131 86V85H130ZM211 86H213V85H211ZM232 86H234V84H232ZM244 86V85H243ZM247 86V85H246ZM139 87V86H138ZM141 87V86H140ZM142 87H144V86H142ZM141 87V88H142ZM155 87V86H154ZM156 87H158V86H156ZM163 88H165L166 86H162ZM170 87V86H169ZM189 87V86H188ZM192 87V86H191ZM219 87H221V86H219ZM227 87V86H226ZM238 87V86H237ZM261 87V86H260ZM84 88V87H83ZM119 88V87H118ZM117 88V89H118ZM147 88V87H146ZM161 88V87H160ZM192 88H194V87H192ZM213 88V87H212ZM228 88H229V84H228ZM232 88H236V87H232ZM246 88V87H245ZM249 88H251V87H249ZM256 88H258V90L257 89H254L255 91H257V92H259V90L261 89H259V87H256ZM262 88H264V87H262ZM130 89V88H129ZM137 89H139V88H137ZM148 89V88H147ZM166 89V88H165ZM214 90H215V87L213 88ZM217 87H216V92H217ZM238 89H239V87H238ZM94 90V89H93ZM110 90H113V89H110ZM145 90V89H144ZM156 90V89H155ZM158 90H160V89H158ZM177 90V89H176ZM235 90H237V89H235ZM244 90V89H243ZM243 90H241V91H243ZM246 90H247V88H246ZM246 90H245V92H246ZM250 90V89H249ZM253 90V91H254ZM121 91V90H120ZM148 90H146L145 92H147ZM157 91V90H156ZM162 91V90H161ZM223 91V90H222ZM240 91V90H239ZM248 91V90H247ZM109 92V91H108ZM114 92V91H113ZM119 92V91H118ZM130 92V91H129ZM137 92V91H136ZM144 92V93H145ZM219 92H220V90H219ZM225 92H227V91H225ZM225 92H222V93H225ZM4 93H7V94H4ZM115 93H116V91H115ZM125 93V92H124ZM127 93V92H126ZM143 93V91H142V94H144ZM152 93V92H151ZM240 93V95H241V93L242 92H239ZM248 93V92H247ZM250 93V92H249ZM249 93H248V95H249ZM252 93V92H251ZM263 93H264V89H263ZM19 94H21V95H19ZM123 94V93H122ZM129 94V93H128ZM137 94V93H136ZM149 94V93H148ZM174 94V93H173ZM226 94V93H225ZM3 95H4V97H6V98H3ZM7 95V96H6ZM117 95V94H116ZM135 95V94H134ZM156 95V94H155ZM159 95H160V93H159ZM243 95V94H242ZM252 95H254L253 93H252ZM251 95V97H253ZM261 95H263L262 93L260 94V95H258L259 96V98H258V100L260 99V96ZM126 96V95H125ZM169 96V95H168ZM243 96H245V97H243V100L244 99H246V95H243ZM256 97H258L257 96V94L255 95ZM109 97V98H108ZM135 97V96H134ZM153 97V96H152ZM157 97V96H156ZM256 97H253V98H256ZM262 97V96H261ZM18 98L21 100V103H20V100L18 101ZM119 98V97H118ZM155 98V96L152 98V99H154ZM171 98V97H170ZM174 98V97H173ZM252 98V99H253ZM262 98H264V95H263V97ZM94 99V98H93ZM110 99V100H111ZM117 99V98H116ZM116 99H114V95H113V101H116ZM120 99H121V97H120ZM129 99V98H128ZM131 99V98H130ZM130 99H129V102H130ZM134 99H136V98H133V100ZM138 99V98H137ZM148 99H150V98H148ZM158 99V98H157ZM177 99V98H176ZM247 99H248V97H247ZM252 99H250V100H252ZM112 100H111V103H112ZM118 100V99H117ZM133 100H131V101H133ZM141 99H139V101H140ZM144 101L145 100H147V97H146V99H143ZM143 100H141L142 102H144ZM163 100V99H162ZM178 100H180L179 98H178ZM190 100V99H189ZM242 100V99H241ZM255 100V99H254ZM257 100V99H256ZM18 101V102H17ZM150 102H149V105H154V103L153 102H155L154 100L151 102V100H149ZM158 101V100H157ZM156 101V102H157ZM164 101V100H163ZM177 101V100H176ZM135 102V101H134ZM146 102H148V100L146 101ZM161 102V101H160ZM160 102H158V104H159V106H158V104H156L155 105V107H157V109H158V107H161V103ZM166 102H168V101H166ZM204 102V101H203ZM258 103L260 102L261 103V101H257ZM256 102V103H257ZM133 103V102H132ZM139 103V102H138ZM152 103V104H151ZM169 103V102H168ZM197 103V102H196ZM201 103V102H200ZM251 103H252V101H251ZM253 103H255L254 101H253ZM128 104V103H127ZM130 105H131V103H129ZM137 104V102L135 103V105ZM144 104H145V102H144ZM184 104V103H183ZM222 104V103H221ZM263 104V102L260 104V107H262V108H264V106L262 105ZM12 106V108H10L9 110H8V107L7 106ZM123 105H124V103H123ZM132 105H134V104H132ZM131 105V106H132ZM147 105H148V103H147ZM148 105V106H149ZM164 104H162V106H163ZM178 105V104H177ZM195 105V104H194ZM204 105V104H203ZM236 105V104H235ZM254 106L253 107H255V110L256 109H258V111L261 109H259V108H257L258 107V105H257V107L255 106V104H253ZM113 106V105H112ZM121 106H122V104H121ZM131 106H130V109H134V107L132 106V108H131ZM147 106V108H149ZM236 106H238V105H236ZM6 107V108H5ZM90 107V106H89ZM116 107H117V105H115V111L114 112H116ZM127 107V106H126ZM145 107V106H144ZM168 107H169V105H168ZM168 107H163L164 109L165 108H168ZM215 107V106H214ZM119 108V107H118ZM136 108V107H135ZM147 108H146V110H147ZM151 108H154V107H151ZM162 108V109H163ZM180 108V107H179ZM210 108V107H209ZM246 108V107H245ZM244 108V109H245ZM114 109V108H113ZM139 108H138V106H137V110H138ZM145 108H141V110H144ZM150 109V108H149ZM160 109V111H161V108H159ZM183 109V108H182ZM205 109H207V108H205ZM232 109V107L230 108V110ZM4 110H8V112L6 111V112H3ZM111 110V109H110ZM125 110V109H124ZM126 110H127V108H126ZM135 110V109H134ZM140 110V109H139ZM138 110V111H139ZM154 110H156V108H154ZM166 111H168L167 109H165ZM164 110V111H165ZM177 110V109H176ZM179 110V109H178ZM181 110V109H180ZM215 110V109H214ZM214 110H213V108H212V112L211 113H214ZM222 110V109H221ZM233 110V109H232ZM246 110H250V109H246ZM262 110V109H261ZM260 110V111H261ZM107 111V112H106ZM123 111V109L121 110V108H120V111L119 112H122ZM136 111V110H135ZM135 111H130V112H135ZM149 111V110H148ZM151 111V110H150ZM163 111V112H164ZM172 111V110H171ZM170 111V112H171ZM182 111H184V110H182ZM218 111V110H217ZM238 111V110H237ZM241 111V110H240ZM119 112H118V114H119ZM123 112H126V111H123ZM122 112V114H124ZM130 112H129V114H130ZM140 112V111H139ZM144 112V115H145V111H143ZM162 112V113H163ZM173 112V111H172ZM177 112V111H176ZM215 112H216V110H215ZM219 112V111H218ZM239 112V111H238ZM242 112V111H241ZM244 112V111H243ZM256 112H257V110H256ZM262 112V111H261ZM104 113V116H102V114ZM136 113V112H135ZM134 113V114H135ZM152 113V112H151ZM165 113L167 114V113H169V112H164V115H165ZM178 113V112H177ZM258 113H260V112H258ZM109 114H111V113H109ZM132 114L133 113H131V115L130 116H132ZM133 114V115H134ZM137 114V113H136ZM135 114V115H136ZM146 114H147V111H146ZM153 114V113H152ZM161 114V113H160ZM203 114V113H202ZM235 114H237V113H235ZM111 115H113V113L111 114ZM121 115V113L119 114V116ZM143 115V116H144ZM150 115V114H149ZM154 116H155V114H153ZM157 115V114H156ZM159 115V114H158ZM176 115V114H175ZM184 115V114H183ZM211 115H214L213 117H215V114H211ZM219 115V114H218ZM259 115H261V114H259ZM258 115V116H259ZM264 115V114H263ZM103 117V119H102V117ZM116 116H118L117 115V113H116V115H115V118H116ZM121 116H123V115H121ZM160 117H161V119H162V115H159ZM168 115H166V117H167ZM113 117H114V115H113ZM113 117H111L112 119H114ZM129 117V116H128ZM134 117V116H133ZM137 117V116H136ZM147 116H145V118H146ZM149 117H151V119H154L155 121H158V119L159 118H156V116L153 118L152 116H149ZM171 117V116H170ZM172 117H174V115H172ZM180 117V115L178 116V118ZM107 118H109V119H107ZM125 119H126V115H125V117H124ZM165 118V117H164ZM226 118V117H225ZM112 119H110V120H112ZM123 120V118L122 117H117V120ZM124 119V120H125ZM131 119V118H130ZM142 120L144 119V117L143 118H141ZM148 119V118H147ZM177 119V115H176V118H175V120ZM190 119V118H189ZM261 119V118H260ZM260 119H259V121H260ZM263 119V118H262ZM116 120V119H115ZM123 120V121H124ZM135 120H136V118H135ZM138 120V119H137ZM136 120V121H137ZM139 120H140V118H139ZM167 120V119H166ZM165 120V121H166ZM172 120V119H171ZM171 120H170V122H171ZM174 120V119H173ZM187 120V119H186ZM193 120V119H192ZM235 120V119H234ZM105 123H104V122ZM128 122H129V119L127 120ZM127 121H124V122H126L127 123ZM144 122L146 121V120H143ZM147 121H149V120H147ZM168 121V120H167ZM222 121H225V119L224 120H222ZM221 121V122H222ZM263 121V120H262ZM262 121H260L261 123H262ZM151 122H153V121H151ZM151 122H148V125H147V123H146V125L144 124V126H143V122H142V129H144V127L146 126V130L148 131V135L150 134V136L152 135V134H155L152 130H151V128L153 129V126H151L152 125V123ZM160 122H161V120H160ZM159 122V123H160ZM163 122V121H162ZM162 122H161V124L160 125H162ZM170 122H167V123H170ZM177 122H179V121H177ZM191 122V121H190ZM230 122H233V121H230ZM240 122V121H239ZM243 122V121H242ZM245 122V121H244ZM256 122H257V119H256ZM129 123H131V122H129ZM139 123H140V121H139ZM149 123H151L150 124V128L148 129V127L147 126H149ZM176 123V122H175ZM222 123H224V122H222ZM235 123V122H234ZM238 123V122H237ZM241 123V122H240ZM239 123V124H240ZM85 124H87V123H85ZM110 124H112V121L109 123V125ZM122 124H124L123 122H122ZM156 124H158L157 122L155 123V126H156ZM166 124V123H165ZM164 124V125H165ZM171 124V123H170ZM200 124V123H199ZM263 125H264V121H263V123H262ZM125 125V124H124ZM129 125H132V123L131 124H129ZM134 125V124H133ZM132 125V126H133ZM172 125V124H171ZM177 124H174L173 126H176ZM189 125V124H188ZM191 125V124H190ZM189 125V126H190ZM223 125H225V124H223ZM238 125V124H237ZM261 125V124H260ZM263 125H261V127L263 126ZM116 126V129H117V125H115ZM114 126V127H115ZM135 127H136V125H134ZM154 126V128H157V126L155 127ZM163 126V125H162ZM162 126H160V128L162 127ZM178 126V125H177ZM194 125H192V127H193ZM230 126V125H229ZM234 126V125H233ZM259 126V125H258ZM257 126V127H258ZM81 128L83 127L82 125L80 126ZM105 127V128H104ZM110 128V127H108V129L110 128V129H115V128ZM159 127V126H158ZM164 127V126H163ZM163 127L161 128L162 130H161V132H163L164 134H165V132L163 131L164 129H163ZM167 127V126H166ZM196 127V126H195ZM237 126H236V124H235V128H236ZM239 127H240V125H239ZM103 128H104V130H103ZM119 129H120V127H118ZM127 128H131V126L130 127H127ZM138 128V127H137ZM136 128V130H138L137 131V133H138V135L141 133L140 131H139V129H137ZM160 128H157L155 131L156 132H159V129ZM170 128V127H169ZM175 128V127H174ZM174 128H172V129H174ZM191 128V127H190ZM189 128V129H190ZM228 128V127H227ZM226 128V129H227ZM233 128V127H232ZM255 128V127H254ZM77 129V128H76ZM166 129V128H165ZM179 129V128H178ZM194 129L196 130V128H194L193 127V131H194ZM67 130V129H66ZM111 130V131H112ZM118 130V129H117ZM117 130H114V131H117ZM129 130V129H128ZM131 130V129H130ZM129 130V131H130ZM151 130V133H149V131ZM176 131H177V129H175ZM183 130V129H182ZM192 130V129H191ZM236 130V129H235ZM234 130V131H235ZM243 130V129H242ZM241 130V131H242ZM263 130V129H262ZM75 131V130H74ZM114 131H112V132H114ZM121 131H122V127H121ZM168 131V130H167ZM176 131H174V132H176ZM179 131V130H178ZM244 131H248V129L247 130H244ZM264 131V130H263ZM110 132V131H109ZM119 132H120V130H119ZM123 132V131H122ZM121 132V133H122ZM126 132L127 133H125V130H124V133L125 134H130L131 132H128L127 131V129H126ZM134 132V131H133ZM140 132V133H139ZM145 132V131H144ZM160 132V133H161ZM173 132V131H172ZM236 132H237V130H236ZM250 132V131H249ZM57 133H60V134H57ZM75 133V132H74ZM135 133V132H134ZM133 133V134H134ZM143 133V132H142ZM141 133V134H142ZM162 133V134H163ZM224 133V132H223ZM243 133V132H242ZM110 134H111V132H110ZM124 134V135H125ZM128 134V135H129ZM168 134H170V132L168 133ZM174 134V133H173ZM185 134H186V132H185ZM184 134V135H185ZM191 134H192V132H191ZM255 134H257V133H255ZM104 135V134H103ZM121 134H119L118 133V136H120ZM136 135V134H135ZM137 135V136H138ZM142 135H144V134H142ZM141 135V136H142ZM156 135H158L159 136V133H157ZM178 136H182L183 137V139L185 138V136L182 134L181 135V133L180 134H177ZM177 135L175 136V134H174V136H172V133H171V139L172 138H175V139H181L180 137L179 138H176L177 137ZM243 135V134H242ZM246 135H247V133H246ZM248 135H250V133L248 134ZM106 136L107 137H109L108 136V134H106ZM105 136V137H106ZM122 136V135H121ZM125 136H127V135H125ZM147 136V135H146ZM167 136V135H166ZM169 136V135H168ZM116 137H117V135H116ZM147 137H149V136H147ZM154 137H155V135H154ZM190 137V136H189ZM188 137V138H189ZM244 137V136H243ZM110 138L111 139H115V135L113 136V137H111L110 136ZM124 138V139H123ZM123 140H121V138L119 137V140L121 141V142H124V141H126V140H128L127 141V144H128V142L130 143V141L129 140H132V137H130V135H129V138L127 139L126 137H124L123 136ZM156 139H158V141H159V138H157V136L155 137ZM155 138H153V139H155ZM80 139V138H79ZM126 139V140H125ZM137 139H138V137H137ZM149 139V138H148ZM166 139L167 138H165L164 137V140H165V142H166ZM171 139H169L170 141H172ZM183 139H181V140H183ZM186 139V138H185ZM184 139V140H185ZM103 140V139H102ZM105 140V139H104ZM104 140L102 141V142H104ZM146 140V139H145ZM163 140V141H164ZM168 140V141H169ZM247 140H248V138H247ZM111 141H115L116 142V140H111ZM137 142H138V140H136ZM139 141H141V142H138V144L140 145V146H144V144H145V142L143 143L142 141H143V139H139ZM151 141H153V140H151ZM160 141H161V139H160ZM174 142H175V140H173ZM177 141L178 140H176V143L175 144H173V145H176L177 144ZM132 142V141H131ZM155 141H153V142H148V144L149 145H151L152 143H154ZM106 143V142H105ZM117 143V142H116ZM141 143H143L142 145H141ZM158 142H157V140H156V144H157ZM168 143V142H167ZM171 144L173 143V142H170ZM182 143V142H181ZM183 143H185V142H183ZM187 143V142H186ZM199 144L200 143H202V141H200V142H198ZM262 143V142H261ZM107 144H109V143H106V145ZM161 144H163V142L161 141V143H160V147H161ZM199 144H197L196 146H198ZM100 145V146H99ZM113 145H115V143L113 144ZM122 145H124V144H122ZM131 145V144H130ZM154 145H155V143H154ZM158 145H156V146H158ZM167 146H169L168 144H166ZM173 145L172 146H170V147H173ZM182 145H184V144H182ZM201 145V144H200ZM199 145V146H200ZM215 145V144H214ZM263 145V144H262ZM132 146H133V143H132ZM134 146H136V145H134ZM134 146L132 147V149L134 148ZM143 146L141 147V149H140V147H139V149H137V148H135V149H137V153L136 154H138V157H139V150H141V152L140 153H142L143 151H142V148H143ZM198 146V147H199ZM264 146V145H263ZM263 146H262V148H263ZM115 147V146H114ZM126 147H130V149L129 148H127L128 150H132L131 149V146H127L126 145ZM137 147H138V145H137ZM144 147H146V146H144ZM159 147V148H160ZM190 147V146H189ZM203 146H201V148H202ZM214 147V146H213ZM234 147V146H233ZM108 148V147H107ZM106 148V149H107ZM148 148V147H147ZM147 148H143V150L144 149H147ZM164 148H166L167 149V147L165 146ZM174 148V147H173ZM200 148V147H199ZM198 148V149H199ZM135 149H133V151L132 152H136V150ZM161 149V148H160ZM169 149V148H168ZM108 150H110V152H111V150L113 151V149H110V148H108ZM124 150H126V148L124 149ZM135 150V151H134ZM220 150H221V147H220ZM225 150V149H224ZM102 151V150H101ZM101 151H100V153H101ZM151 151H154V150H151ZM156 151V153L158 152V149L157 150H155ZM249 151V150H248ZM95 152H96V154H95ZM103 152V151H102ZM120 152V151H119ZM123 152V151H122ZM205 152V151H204ZM219 152V151H218ZM227 152V151H226ZM115 153V152H114ZM123 153H125V152H123ZM147 153V152H146ZM149 155H150V149H149ZM152 153V156H154L153 154V152H151ZM155 153V154H156ZM159 153V152H158ZM162 153V152H161ZM109 154H111V153H109ZM135 154V153H134ZM136 154H135V157H136ZM163 154V153H162ZM162 154H156L155 156L157 157V156H159V155H161L162 156ZM220 154V153H219ZM55 155V154H54ZM98 155H99V152H98ZM120 155V154H119ZM119 155H118V157H119ZM130 155V156H129ZM148 155V154H147ZM101 156V155H100ZM107 156H109V155H107ZM128 156H129V158L131 157V158H134V156L132 157V154H129L128 153ZM151 156V155H150ZM160 156V157H161ZM228 156V155H227ZM230 156V155H229ZM116 157V156H115ZM233 157V156H232ZM245 157V156H244ZM103 158H104V156H103ZM120 158V157H119ZM123 158V157H122ZM129 158H127V159H129ZM143 158V157H142ZM153 158H155V157H153ZM218 158V157H217ZM229 158V157H228ZM237 158V157H236ZM235 158V159H236ZM241 158V162L243 163V160H242V157H240ZM139 159V161H140V159L141 158H138ZM137 159V160H138ZM162 161H163V159L162 158H160ZM203 159H205L204 157H203ZM53 160V159H52ZM98 162H99V160L98 159H96ZM105 160V159H104ZM116 160H117V158H116ZM136 159H134V161H137ZM156 160V159H155ZM159 160V159H158ZM201 160H202V158H201ZM232 160H233V158H232ZM239 159L237 158V160L236 161H238ZM120 161H121V167L123 168V169H126V165L124 164V163H122V161H124V158L123 159H120ZM139 161H137L136 163H134V162H131V159H130V162L131 163H129V164H131V166H133L134 167V165L136 164H139L140 162ZM160 161V160H159ZM203 161V160H202ZM206 161V160H205ZM204 161V162H205ZM218 161V160H217ZM90 162V163H91ZM96 162V161H95ZM128 162H129V160H128ZM144 164H146L144 161H142ZM142 162H141V164L138 166L139 167V169H140V167L142 168V169H145V168H143V166H145L146 168H147V164L146 165H144V164H142ZM164 162V161H163ZM163 162H162V164H161V162L159 163L160 165H161V167L163 166ZM239 162V161H238ZM237 162V163H238ZM86 163H88L87 165H85ZM100 163H102V162H99V164ZM134 163V165H132ZM168 163V162H167ZM64 164V165H63ZM98 164V165H99ZM102 164H104V163H102ZM125 165V166H122V165ZM154 164V166H156V163L154 162L153 163ZM153 164H151V166H150V164L148 165V168L149 169H152V167H154L153 166ZM158 163H157V166L159 167L160 165H159ZM263 164V163H262ZM101 165V164H100ZM135 165V166H136ZM164 165H165V163H164ZM168 165V167L166 168V170H168V168H169V166H171V164H166L165 166H167ZM87 166V167H86ZM102 166L103 165H101V167H99V170L101 171H104L103 169H102ZM136 166V167H137ZM156 166V167H157ZM165 166H164V168H165ZM178 165H176V166H174V163H173V165L170 167V174H171V168H173V167H175V169H173V172L175 171V170H177L176 168H178L177 167ZM237 166V165H236ZM133 167H131V168H133ZM136 167H135V169H136ZM58 168V167H57ZM60 168V167H59ZM92 168V167H91ZM90 168V169H91ZM131 168H129V170L130 171H132L133 172V170H134V168H133V170L131 169ZM162 169V168H160V169H162L163 171L165 170V169ZM216 169H217V167H215ZM54 169V168H53ZM123 169H121V172L123 171ZM138 169V168H137ZM154 169V168H153ZM157 169H159V168H157ZM157 169H155V170H157ZM183 168H181V170H182ZM213 169V168H212ZM97 170H98V168L95 170L96 172H97ZM113 170V169H112ZM117 170L118 169H116V173H117ZM128 170V169H127ZM127 171V173L128 174H130L131 175V173H130V171ZM141 170V169H140ZM148 169H146V171H147ZM162 170H159L160 171V173H159V175L162 173V175H164L165 176V174L163 173V172H161ZM165 170V171H166ZM178 170H179V168H178ZM221 170H225V168H222ZM237 170V169H236ZM235 170V171H236ZM256 170V169H255ZM102 171H101V173H102ZM107 170H105L104 172H106ZM136 171H138V170H136ZM142 171V170H141ZM159 171H156V172H159ZM180 171V170H179ZM182 171H185V170H182ZM181 171V172H182ZM207 170L205 169V172H206ZM104 172L102 173V174H104ZM143 172H144V170H143ZM152 172V171H151ZM155 171H153L152 173H154ZM239 173H240V171H238ZM237 172V173H238ZM98 174H97V176L99 175V172H97ZM100 173V174H101ZM107 173V172H106ZM111 173V172H110ZM136 173V172H135ZM183 173V172H182ZM195 173V172H194ZM253 173V172H252ZM47 174V175H46ZM58 174V173H57ZM64 174V173H63ZM62 173H61V176H64ZM115 174V173H114ZM122 174H124V171L122 172ZM127 174V175H128ZM144 174V173H143ZM146 174V175H145ZM144 175L146 176V177H143V179L145 178H147V179H149V181H151V180H153V179H150L149 178V176H147V174L148 175H150L148 172L147 173H145ZM207 174H208V172H207ZM214 174H216V173H214ZM254 174V173H253ZM46 175V177H44ZM51 175V174H50ZM105 175H107V174H105ZM104 175V176H105ZM111 175V174H110ZM133 175H134V172H133ZM136 175V174H135ZM134 175V176H135ZM140 174L138 173V175L137 176H139ZM153 175V174H152ZM155 175V176H154ZM153 175V178L154 177H158V176H156L157 174L155 173ZM167 176H165L166 178H165V180H163V181H166V179L168 178V175H169V173L168 174H166ZM174 175V174H173ZM52 176H54V175H52ZM116 176V174L115 175H112V179H113V177H115ZM161 176V175H160ZM163 176V177H164ZM177 176V175H176ZM205 176H206V174H205ZM208 176V178H206L205 180H207L208 179V181H209V179H210V177H209V174L207 175ZM44 177V178H43ZM57 177V176H56ZM129 177V176H128ZM170 177H172L171 179H174L173 178V176L171 175V176H169V178ZM179 177V176H178ZM177 177V178H178ZM199 177V176H198ZM200 177H201V175H200ZM199 177V178H200ZM211 177H213V174H212V176ZM37 178V177H36ZM49 178H50V176H49ZM49 178H47V179H49ZM107 178V177H106ZM140 178V177H139ZM142 178V177H141ZM162 178V177H161ZM169 178L167 179L168 181H170L169 180ZM186 178V177H185ZM196 178V177H195ZM215 178H217V177H215ZM102 179V178H101ZM101 179L99 180V183H100V181H101ZM112 179H111V181H112ZM136 179L137 180H134V181H137V182H139L141 179H139L138 180V178L136 177ZM146 179V180H147ZM212 179V178H211ZM56 180V179H55ZM60 180H62V178L60 179ZM90 180H91V178H90ZM95 180H98L97 179V177H96V179ZM126 180V179H125ZM145 180V181H146ZM157 180V179H156ZM162 180V179H161ZM178 181V179H174V181L175 182H177ZM218 180V179H217ZM63 181H61L60 183H62ZM106 181V180H105ZM104 181V182H105ZM110 181V180H109ZM126 181H128V180H126ZM131 181H133V179L131 180ZM130 181V182H131ZM172 181V180H171ZM198 181H199V179H198ZM229 181V180H228ZM232 181V180H231ZM231 181H229V182H231ZM36 182V181H35ZM91 182V181H90ZM95 182V181H94ZM97 182V181H96ZM103 182V183H104ZM136 182V183H137ZM155 182V181H154ZM181 182V181H180ZM207 182V181H206ZM49 183V182H48ZM98 182H97V184H99ZM102 183V182H101ZM134 183V182H133ZM159 183V182H158ZM157 183V184H158ZM166 183V182H165ZM194 183V182H193ZM199 184H201L202 182H198ZM241 183V182H240ZM42 184V185H43ZM96 184V183H95ZM94 184V186H96ZM146 184H148V186L147 187H149L150 188V185L149 184H152L151 182L150 183H146ZM156 184V185H157ZM162 185H164V183L162 182L161 183ZM175 185H173V188H175V187H177V184L178 183H174ZM190 184V183H189ZM206 184H208V182L206 183ZM222 184V183H221ZM91 185V184H90ZM93 185V184H92ZM114 185V184H113ZM158 185H160V183L158 184ZM162 185H160L159 187H162ZM165 185H167V184H165ZM183 185H184V183H183ZM182 185V186H183ZM186 185V184H185ZM196 185V183L194 184V185H192V186H195ZM198 185V184H197ZM29 186H32V188L31 187H29ZM46 186V185H45ZM48 186V185H47ZM49 186H51L50 184H49ZM55 186V185H54ZM111 186V185H110ZM121 186V185H120ZM168 186V185H167ZM171 187H172V185H170ZM175 186V187H174ZM181 186V185H180ZM191 186V187H192ZM206 186V185H205ZM204 186V187H205ZM239 186V185H238ZM61 187V186H60ZM65 187V186H64ZM113 187V186H112ZM153 187H154V185H153ZM158 187V188H159ZM187 187V186H186ZM212 187V186H211ZM219 187V186H218ZM221 187V186H220ZM31 188V189H30ZM37 188V187H36ZM41 188V187H40ZM59 188V187H58ZM84 188V187H83ZM83 188L81 189V190H83ZM88 188V187H87ZM94 188V187H93ZM92 188V189H93ZM98 188V187H97ZM142 188H143V186H142ZM157 187H155V189H156ZM163 188V187H162ZM179 188V186L176 188V189H178ZM181 188V187H180ZM179 188V189H180ZM20 189H21V191H20ZM38 189H39V187H38ZM57 189V188H56ZM95 190H96V188H94ZM112 189V188H111ZM114 189V188H113ZM112 189V190H113ZM152 189V188H151ZM167 189H169L168 190V192L170 191V187H168ZM167 189H163V190H167ZM172 189V188H171ZM177 190V192H180V190ZM182 189V188H181ZM189 189V187L187 188V190ZM212 189V188H211ZM210 189V190H211ZM47 191H49L48 189H46ZM97 190H99V188L97 189ZM162 190V191H163ZM207 190V189H206ZM209 190V189H208ZM84 191V190H83ZM107 191H108V189H107ZM148 191V190H147ZM152 191H154V190H152ZM158 191V190H157ZM184 191H185V189H184ZM50 192H51V190H50ZM63 192V191H62ZM81 192V191H80ZM79 192V193H80ZM89 192V191H88ZM87 192V193H88ZM149 192H151V190L149 191ZM156 192V191H155ZM161 192V191H160ZM164 192V191H163ZM210 192V191H209ZM235 192V191H234ZM239 192H240V189H239ZM39 193V192H38ZM86 193V192H85ZM94 193V192H93ZM27 194V193H26ZM33 194V193H32ZM35 194V193H34ZM33 194V195H34ZM40 195H37V196H41V192L39 193ZM53 194V193H52ZM81 194V193H80ZM90 194V193H89ZM138 194H140V193H138ZM142 194H144L143 192L141 193V197L139 196V198H143L142 197ZM149 193H147V195H148ZM161 194V193H160ZM159 194V196H161ZM171 194V193H170ZM169 194V196L171 197L172 195H170ZM29 195V194H28ZM35 195V198L37 197ZM43 196L45 195V194H42ZM50 195V194H49ZM91 195V194H90ZM154 195H156V194H154ZM179 195H180V193H179ZM190 195V194H189ZM241 195V194H240ZM27 196V195H26ZM26 196H24V197H26ZM30 196V195H29ZM47 195H45V197H46ZM51 196V195H50ZM158 198H159V196L158 195H156ZM156 196H154L153 198L155 199L154 201L156 202V203H158V199H157V197ZM165 196H166V194H165ZM168 195H167V197H168V200H170V199H172V197H173V199H175L174 198V196H172L171 198L169 197ZM225 196V195H224ZM245 196V195H244ZM48 197V196H47ZM51 197H53V196H51ZM152 197V196H151ZM151 197H149V199L151 198ZM167 197H166V199H167ZM182 197V196H181ZM205 197V196H204ZM203 197V198H204ZM208 197V196H207ZM212 197V196H211ZM226 197H228V196H226ZM237 197H239V196H237ZM50 198V197H49ZM74 198V197H73ZM95 198V197H94ZM146 198V197H145ZM202 198V199H203ZM206 198V197H205ZM203 199V201H208L207 199ZM229 198V197H228ZM243 198V197H242ZM31 199H33V198H31ZM30 199V200H31ZM40 200H44V199H46L45 201H46V203L48 202H51V201H53L54 202V200H50V199H48V198H43V197H40L39 198ZM74 199H76V198H74ZM108 198H106V200H107ZM137 199V198H136ZM135 199V200H136ZM140 199V200H141ZM34 200V199H33ZM32 200V201H33ZM37 200H38V198H37ZM50 200V201H49ZM79 200V199H78ZM112 200V199H111ZM139 200V199H138ZM145 200V199H144ZM153 199H150L149 201H152ZM157 200V201H156ZM168 200H166V201H168ZM210 200H212V199H209V201L207 202V203H209V204H211V205H213L214 203H215V199H214V197H213V200H214V202H210ZM212 200V201H213ZM220 200V199H219ZM228 200V199H227ZM27 201V200H26ZM71 201V200H70ZM85 201V200H84ZM154 201H152V202H154ZM22 202V201H21ZM52 202V203H53ZM57 202V203H58ZM76 202V201H75ZM81 202H83V201H81ZM109 202V201H108ZM31 204L32 205V203H29V202H25L24 203V205L25 204ZM34 203V202H33ZM85 203V202H84ZM83 203V204H84ZM112 203V202H111ZM159 203H160V201H159ZM163 203V202H162ZM53 204H56L55 202L53 203ZM74 204V203H73ZM78 205V203L76 202L74 205ZM24 205L22 206V207H20V208H22V209H19V210H21V213H22V211L24 212L25 211V213L26 212H29V210H27L28 208L27 207H24ZM30 205V210H31V208H32V210H33V207ZM52 205V204H51ZM80 205H82L81 203H80ZM113 205V204H112ZM146 205H148V203H146ZM152 205V204H151ZM151 205L149 204V206L151 207ZM167 205V204H166ZM202 205H206V203H203ZM210 205V206H211ZM26 206V205H25ZM28 206V205H27ZM48 206V205H47ZM71 206V205H70ZM90 206V205H89ZM209 205H208V207H210ZM143 209H144V207H147V206H141ZM140 207V209H142ZM160 207V206H159ZM192 207V206H191ZM204 207V206H203ZM202 207V208H203ZM243 207V206H242ZM77 208V207H76ZM78 208L79 209H81V206H78ZM86 208V207H85ZM71 209V208H70ZM70 209H68V210H70ZM72 209H74V208H72ZM92 209V208H91ZM142 209V210H143ZM192 209V208H191ZM199 209H201V208H199ZM17 210V211H16ZM15 211L16 212H20V211H18V208L16 209ZM141 210V211H142ZM144 210H146V208L144 209ZM157 210V211H156ZM155 211H156V213L158 214V212H160V215L162 214V212H163V210H161V209H156ZM159 210V211H158ZM202 210V209H201ZM122 210H120L119 212H121ZM126 211V210H125ZM124 211V212H125ZM162 211V212H161ZM169 211V210H168ZM31 212V211H30ZM72 212L74 213V211L72 210ZM82 212H84V211H81V213H80V211H79V213H78V217H82L83 216V213ZM123 212V211H122ZM124 212H123V215L122 216H124ZM143 212H145L146 214H147V212L146 211H143ZM153 213H154V211H152ZM21 213H18V214H21ZM44 213V212H43ZM48 213L46 212V213H44L45 215H47L48 216ZM141 213V212H140ZM152 213V214H153ZM165 213L167 214V211H165ZM165 213H163L162 214V217L164 216V215H166ZM3 214V213H2ZM23 215H25L24 213H22ZM27 214V213H26ZM69 214V215H68ZM85 214V213H84ZM120 214V213H119ZM146 214H143V215H146ZM157 214H156V216H157ZM169 214H171V213H169ZM44 215V216H45ZM68 215V216H67ZM126 215V214H125ZM147 215H149V214H147ZM146 215V216H147ZM154 215H155V213H154ZM8 216V215H7ZM43 216V215H42ZM47 216H45V217H47ZM75 216V215H74ZM73 216V217H74ZM138 216H141L142 217V215H139L138 214ZM137 215H136V218L138 217ZM146 216H144L145 217V219H146ZM151 216H153V215H151ZM166 216H168V215H166ZM9 217H11V218H13L12 216H9ZM49 217V216H48ZM72 217V218H73ZM126 217V216H125ZM128 217V216H127ZM140 217V218H141ZM154 217V216H153ZM15 218V217H14ZM124 218V217H123ZM136 218H135V220H136ZM150 218V217H149ZM156 218V217H155ZM166 218V217H165ZM168 218H169V216H168ZM138 219H139V217H138ZM137 219V220H138ZM145 219H144V221H145ZM153 219V218H152ZM152 219H151V221H152ZM13 220V219H12ZM122 220H124V219H122ZM136 220V221H137ZM147 220H148V217H147ZM147 220H146V222H147ZM9 221V220H8ZM11 221V220H10ZM125 221V220H124ZM134 221V220H133ZM135 221V222H136ZM142 221V218H141V220H140V222ZM149 221V220H148ZM159 221V220H158ZM121 222V221H120ZM120 222H119V224H120ZM134 222V223H135ZM145 222V223H146ZM150 222V221H149ZM157 222V221H156ZM160 222V221H159ZM158 222V223H159ZM163 221H161V223H162ZM166 224L168 223V222H166V221H164ZM163 222V223H164ZM14 223V222H13ZM125 224H126V221L124 222ZM133 223V224H134ZM142 223V222H141ZM144 223V224H145ZM156 223L155 224V226L156 225H158V227H160L161 225H163V224H161V223ZM71 223H69V225H70ZM118 224V225H119ZM123 224V223H122ZM153 224V223H152ZM131 225V224H130ZM3 226V225H2ZM8 226V225H7ZM18 226V225H17ZM120 226H122L121 224L119 225V227ZM125 226V225H124ZM72 227H74L73 226V224H72V226L70 227V228H72ZM154 227V226H153ZM153 227H151V228H153ZM157 227V228H158ZM163 227V226H162ZM160 227L161 228V232H162V229L163 228H166V227ZM135 228V226L133 225V229ZM137 228L138 229H140L139 228V226H137ZM142 228H143V226H142ZM141 228V229H142ZM146 228V227H145ZM154 228H156V227H154ZM160 228H158V231H159V229ZM114 229V228H113ZM138 229H136L137 231H140V230H138ZM150 229V228H149ZM64 230H65V228H64ZM110 230V229H109ZM120 230V229H119ZM118 230V231H119ZM129 230V229H128ZM147 230V229H146ZM151 230V229H150ZM154 230V229H153ZM156 230V229H155ZM155 230H154V232H155ZM42 231V230H41ZM66 231V230H65ZM69 231H71L72 232V230H70L69 229ZM110 231H112V230H110ZM144 231V235L143 236H145V233H147L145 230H143ZM152 231V230H151ZM157 231V230H156ZM157 231V232H158ZM159 231V232H160ZM11 232V231H10ZM40 232V231H39ZM63 232V231H62ZM68 232V231H67ZM122 232H124V231H122ZM126 232V231H125ZM128 232V231H127ZM132 233L134 232L133 230L131 231ZM148 232H150V231H148ZM153 231L151 232L152 234L154 233ZM158 232V234H160ZM12 233V232H11ZM66 233V232H65ZM99 233V232H98ZM131 233V234H132ZM138 233V232H137ZM156 233V232H155ZM59 234V235H58ZM64 234V233H63ZM135 234V233H134ZM162 234L163 233H161V236H162ZM10 235V234H9ZM12 235H14V234H12ZM11 235V236H12ZM67 235H69V234H66V236ZM114 235V234H113ZM151 235V234H150ZM147 236H149V234L147 235ZM147 236H145V238H143V239H146V237ZM155 236H157L156 234H155ZM160 236V237H161ZM58 237H60L59 239H58ZM73 237V236H72ZM131 237H132V235H131ZM158 237V236H157ZM63 238H65L64 237V235H63ZM63 238H61L62 240H63ZM75 238H76V236H75ZM74 238V239H75ZM79 238V240H80V237H78ZM108 238V237H107ZM110 238H112L111 236L109 237V240H108V242L106 241L104 244L106 245V243H109V241H110ZM136 238V237H135ZM69 239V238H68ZM92 239V238H91ZM91 239H89V240H91ZM138 239V238H137ZM136 239V240H137ZM141 239V238H140ZM142 239V242H141V245H142V243L144 242V240ZM148 239V238H147ZM147 239H146V241H147ZM162 239H164L163 238V236H162ZM161 239V240H162ZM65 240H67V239H65ZM79 240H77V241H79ZM112 240H114V238L112 239ZM111 240V241H112ZM166 240V239H165ZM164 240V241H165ZM9 241V240H8ZM8 241H6V242H8ZM70 241V239L69 240H67V242L65 241V243L66 244H63L62 243V245L63 246H65L66 245V247H67V243ZM72 241V240H71ZM76 241V240H75ZM141 241V240H140ZM155 241V240H154ZM153 241V242H154ZM159 241H160V239H159ZM164 241H162L163 243H165ZM116 242V241H115ZM156 242H158V238H157V241ZM161 242V241H160ZM161 242V243H162ZM74 243H77V242H73V244ZM78 243H81V241H79ZM78 243H77V245H78ZM85 243V242H84ZM93 243H95L94 241H93V239H92V241H91V244H93ZM54 244V245H55ZM70 244H71V242H70ZM89 244V243H88ZM110 244V243H109ZM109 244H107V246L109 245ZM145 244V243H144ZM147 244H149L148 242H147ZM1 245V244H0ZM56 245L54 246V247H56ZM69 245V244H68ZM72 245V244H71ZM101 245V244H100ZM105 245H103V246H105ZM133 245V244H132ZM146 245V244H145ZM159 245H160V243H159ZM175 245H177V244H175ZM60 246H61V244H60ZM73 247H67V251H69V249L71 250V248H73L72 250L74 251L75 249V247H77L76 246V244H75V246L74 245H72ZM79 246H80V244H79ZM88 246V245H87ZM90 246V245H89ZM97 246H99V245H97ZM143 246V245H142ZM158 246V245H157ZM173 246V245H172ZM91 247H92V245H91ZM101 247V246H100ZM130 249H132L133 251H137L138 252V250L136 249V250H134L135 248L134 247H132L131 245H130ZM149 247V246H148ZM155 247V246H154ZM57 248V247H56ZM80 248H82V247H79V248H77V249H79L80 250ZM93 248H95V246H93L92 247V249ZM102 248V247H101ZM107 248V247H106ZM161 248V247H160ZM169 248V247H168ZM167 248V251L170 249H172L171 247L168 249ZM175 248V247H174ZM58 249H59V247H58ZM83 249V248H82ZM121 249V248H120ZM130 249H128V250H130ZM142 249H143V247H142ZM149 249V248H148ZM175 249H177V248H175ZM71 250V251H72ZM95 250H97L96 248H95ZM131 250V251H132ZM41 251H44L43 253H41ZM70 251V252H71ZM72 251V252H73ZM78 251V250H77ZM132 251V252H133ZM143 251H145V250H143ZM143 251H139V254H141ZM149 251H150V253L147 251H145L146 253H147V255H146V257L148 256V253L149 254H151V251H155V250H152V248L151 249H149ZM172 251V250H171ZM20 252V251H19ZM52 251H50V253H51ZM58 252V251H57ZM57 252H56V250H55V253H56V255H57ZM76 252V251H75ZM82 252V251H81ZM84 252H86V251H84ZM93 252V251H92ZM91 252V253H92ZM100 252H101V250H100ZM100 252H98V253H100ZM129 252V251H128ZM131 252V253H132ZM67 253V252H66ZM74 253V252H73ZM90 253V254H91ZM95 253V252H94ZM134 253V252H133ZM59 255H60V253H58ZM79 254V253H78ZM77 253L76 254H74V256L75 255H78ZM82 254H83V252H82ZM114 254V253H113ZM121 254V253H120ZM135 254V253H134ZM133 254V255H134ZM84 255V254H83ZM101 255V254H100ZM41 256H43V255H41ZM40 256V257H41ZM62 256V255H61ZM71 256H72V254H71ZM80 256V258L81 259H83L85 256H86V254H85V256L82 258V256H81V254L79 255ZM88 257L90 256V255H87ZM135 256V255H134ZM136 256H137V254H136ZM135 256V257H136ZM141 256H143V255H141ZM145 256V255H144ZM150 256V255H149ZM172 256V255H171ZM44 257V256H43ZM65 258H66V256H64ZM91 257V256H90ZM101 257H102V255H101ZM125 258H127L126 256H124ZM169 257H170V254H169ZM70 258V257H69ZM75 258V257H74ZM76 258H78V257H76ZM92 258V257H91ZM104 258H105V256H104ZM109 258V257H108ZM148 258V257H147ZM146 258V259H147ZM85 259V258H84ZM84 259H83V261H82V264H84ZM90 259V258H89ZM89 259H88V261H89ZM112 259V258H111ZM128 259H130V258H128ZM138 259H139V257H138ZM48 260V259H47ZM87 260V259H86ZM91 260V259H90ZM92 260H96V259H92ZM132 260V259H131ZM140 260V259H139ZM141 260H143L142 259V257H141ZM140 260V261H141ZM148 260H150V259H148ZM63 261V260H62ZM97 261V260H96ZM100 261H101V259H100ZM111 261V260H110ZM43 262V261H42ZM64 263L66 262L65 260L63 261ZM68 262V261H67ZM80 262V260L78 261V263L77 264H80L79 263ZM116 262V261H115ZM70 263V262H69ZM69 263H67V264H69ZM74 263V262H73ZM76 263V262H75ZM89 263V262H88ZM91 263V262H90ZM125 263V262H124ZM123 263V264H124ZM147 263V260L145 261V264ZM86 264V263H85ZM99 264H100V262H99ZM127 264V263H126ZM129 264V263H128ZM133 264V263H132ZM141 264H142V261H141Z\"/></svg>",
	"mask_w": 264,
	"mask_h": 264
}]
</instances>
